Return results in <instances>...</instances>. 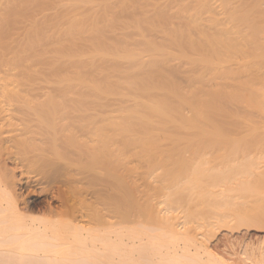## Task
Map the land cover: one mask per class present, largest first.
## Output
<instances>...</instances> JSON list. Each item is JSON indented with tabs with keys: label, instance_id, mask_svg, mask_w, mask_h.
<instances>
[{
	"label": "rangeland",
	"instance_id": "rangeland-1",
	"mask_svg": "<svg viewBox=\"0 0 264 264\" xmlns=\"http://www.w3.org/2000/svg\"><path fill=\"white\" fill-rule=\"evenodd\" d=\"M107 1H108V4H107ZM225 1L227 2V6L229 8L233 9V8L236 7L237 10L239 9V11H241V12H245L248 8H250V10H248V11H251V12H248V13L250 14V16L254 15V16L250 17V20H252L254 22L256 20V22L253 23L252 21H250L249 23H252V25L253 24H257V25L260 24L259 25L260 27L257 26V25H254L256 30L258 29V27H259V29L260 28L261 29L264 28V26H263L264 25V23H263V21H264V18H263L264 12L263 13L261 12V9L264 11V0L263 1L262 0H243V2H242V0H225ZM231 1H232V3H229ZM18 2H20L19 3L20 5L17 4ZM95 2H97V3H95ZM238 2H239V4H238ZM258 2H259L260 5L258 4ZM241 3H242V5L244 4L246 7L244 5L243 6L240 5ZM223 4H224L223 0H215V1L214 0H210V1L209 0H127V2H124V0H98V1L97 0H95V1L94 0H76V1L75 0H70V2H69V0H9V6L7 4L8 9L10 10L13 7L14 9L13 8L12 9L15 10V11L14 12L12 11L10 13V11L12 9L10 11L7 10L10 15L7 12V14H8L7 15V29H6L7 33L6 32L5 33L7 34L6 41L7 42L8 41H12V42H9L7 44L9 46L11 44L12 45L10 47H8L7 49H4V50H6V52H7V60L9 61L8 57L12 58L14 56L13 53L14 54L17 53V49L15 50L13 45L20 44V43H23L24 41H26V43L24 42L25 45H23L25 47V50L23 52L24 54L22 53L23 56H24L23 58H25V59L22 58V62H21L22 68L26 65L24 67L26 70H24V68L22 69V73L24 71L25 73H23V74L26 77H24L25 78L24 79L22 77L23 76L22 75L21 76L22 78L20 80L18 79L19 80V86L18 87H19V89H20V91H21V93L23 95H30V94L31 95H33V94L34 95L35 94L43 95V94H49L50 92H51L50 94H55L54 92L57 91L58 89L60 91H62V92H59V94L60 93L64 94L65 91L66 92H68V91L67 90H63L62 88L67 89L69 87L67 85V81L69 83L71 80H73V82H70L69 85L72 84V87H71L72 89L71 90L72 91L75 90V91H74V94H73L71 92V90H70V92H69L70 94L79 95V93H80V95H86L87 94L86 96H88V94L92 92L91 94L92 95L94 94V95L92 96L90 94L88 96L89 98H94V97L97 98L98 97L101 100V103L103 102V103L107 104L109 102V106L113 102V104L110 106L112 108L107 107V109L108 110H110V109L112 110L113 109V111L115 110L114 112H117L116 114L118 116L124 115L126 111H127L126 113L129 112L128 114L133 116V120L135 121L136 126L133 127L132 122H131V116L129 115L130 117H128V115L126 114L125 117H127V118L125 119V121L122 120L123 121L122 123L125 122L124 125H126V127H124V129L121 132V134L125 135V136H133V135L137 134L136 135V137L138 136V141L137 142H139L137 144L141 143V145L138 146L136 144L134 146V147L137 146L136 148H133V149L132 148H126V149H123L122 151H118V153H117V151L113 152L114 150H112V147L106 148L107 149L106 150L104 147L100 148V146L97 145L96 149L103 152V155L101 156L102 158H100V161H99V158H98V160H97L98 162L97 161H94V162L91 161V162H88V164L86 163L87 164L86 166L85 165L83 166L84 169L87 168V170H93L94 172H96L98 170L97 168H99V170H100V167H101L102 171H98V172H102L103 173V172L106 171L108 174L110 173L111 176L108 175L107 173H105L106 184L109 182L107 185H109L110 187H112V185H113V187H114L113 189L117 190L115 192L119 193V197H118V201L116 202V205L114 204V201H111V204L109 202L108 204H110V205H108L106 203L107 206H106V204L104 206V205H102L103 203H101V202L98 204L97 203L98 201L94 202L93 199L89 200L88 203H89L90 209H91V210H89V212H91L93 210V212L91 213V216L92 217L94 216V219L92 218V220H91V222L92 221H94V222L90 223L91 225H89V226H91V229H93V228L95 229L96 228V230L98 229L97 232L102 231L104 229L103 232H104L105 236L108 235L109 239H110V236H111V239L113 238V240L115 239V237H114L115 234L112 233L114 235L113 236H112V234L110 235L111 231H113V230L116 233V232H118L120 230H124V229L127 230V231H130L132 229L131 231L135 230V232L139 231L141 229L145 231V229H146L145 232L143 231L144 232L143 235L141 233L142 232V230H141V231H139V233H138L139 235L137 236V238L140 239V240L143 238V240L141 241L143 243L146 242V239L152 233V232H150L152 227H153L152 231H153L154 235L158 236V233L161 234L160 236H158L159 238H163L161 236L166 235L167 232H169V231L173 232L175 230L178 233L180 232L179 234H183V232L185 231L184 233L187 232L188 233V237L191 238V240L194 239L193 242L195 243V244H193L194 247L192 246L190 248L191 252L190 251L189 252L191 254L192 253L193 254L197 253L198 256L201 257L202 260L205 261V262L206 261H210L212 259V261L213 260L215 261V262L213 261L215 264H229L230 261L228 262L227 260H229V259L226 258V257H229V258L231 257V255H230L232 253L231 251H236V249H238L239 247H241V249H242L246 245H253L254 248L249 249V253H248V249H247V251L245 249V254H244V251L242 252L243 254L242 253L240 255H238L239 253L236 254L235 257H238V258L235 259V257H234V260H236V261H234L233 263L234 264H239V263L242 262V264H244V262H245V264H250L252 262L251 264H253V259H254L255 264H261V263L263 264L264 263L263 262L264 259L263 260H261V259L264 257V255L262 253L263 252L262 250L264 249V228L263 229L260 228L261 230H263V232L261 230H259L261 234L257 233V236H255V235H252L251 233H249L248 231H246L243 228H240L239 230L236 229L237 231H235V229H234V232L231 230V233H230L229 229H228L229 231H227V229L222 228V230H221V228H219L220 231H218V228L215 229L214 226L212 227V225L217 224V222L219 223V221H220V223L221 222H225L224 220H227L229 224L234 223V221H235L236 217L238 216V214L239 215L241 214V212L240 213L237 212L238 210H241V208L243 209L242 213H243V215L245 214V216L246 215L248 216V214H250L248 212V211H250L249 210L250 207H253L254 210H258L259 209V212L261 210L260 213H262V212L264 213V210L262 208H260V206H263L262 202L260 200L261 199L260 197L263 196V193L261 194V192H264V190H262V188L264 189V183H262L263 181H259V180H262L263 175H264V163H263L264 162V160H263L264 159V153H263L264 152L263 151L264 150V145H262V144H264V135H261V134H264V132L262 133V130L264 131V127H263L264 126V123H263L264 122V118H263L264 117V113H261L259 110H257V107H256V105H258L257 103H259V102L262 103L261 106L264 105L263 97L260 96L261 98L260 99L258 98V96L260 95V92L264 89L263 88L264 86H261L263 84V82H264V77H260V78L256 79V77L254 75H250L249 74L250 72H248V71H250V70L251 71H255V69H257L258 66L253 68V69H251L252 67H250L249 70H248L247 67H249V66H247V65L245 66V64H243V63H246V61H247V57L244 56L245 53H243L242 51L245 49V46H247V42H249V36L247 37L248 32H244V35L246 37H245L244 41H242L243 43L241 41L239 42V39L237 37L241 36V34H240L241 33V31H240L241 29H242V32L243 31H249V29L247 27L246 28L244 27V25L245 26L247 25V24H245V21L243 20L244 18H241L242 20L240 19V17H243L244 14H248V13H246L247 11L245 13H241V12H237L236 11L238 14H236V12H235L234 19H236L237 15H238L239 20L238 19L237 20H232L231 16L228 14L229 11L231 12V9L228 12H226L227 10L225 9V6ZM233 4H235V6ZM261 4H262V6H261ZM123 5L126 6V7H124ZM256 5H258V6L256 7ZM10 6H11V8H9ZM87 6H89V7H87ZM15 7H16V9H15ZM242 7H244V8H242ZM87 8H90V9H87ZM91 8L92 9L94 8L95 10L94 9L92 10ZM81 9H82V12H81ZM104 9L105 10L107 9L108 13ZM221 12H222V14H221ZM183 13H185V15L187 13L186 17H185V15H183ZM258 13L259 14H263V15L259 16ZM239 14H241V16H239ZM74 15L77 18L74 17ZM73 18H76V19H73ZM229 18H230V20H229ZM225 20L227 21L226 23H225ZM257 20H258V22H257ZM261 21H262V23H261ZM67 23H69V24H67ZM103 23L104 24L106 23V26ZM109 23L112 24V25H110ZM214 23H215V25H214ZM240 23L242 25H238ZM70 24H71V26H70ZM107 24H109V25H107ZM188 24H191V26L188 25ZM226 24H229V25H226ZM68 26H70V27H68ZM103 26H104V28H103ZM108 26H109V28H108ZM187 26H189V27H187ZM214 26L217 27L218 29H216ZM230 26H231V28H230ZM55 27H57V28H55ZM63 27H65L64 28L65 31L62 29ZM85 27L88 28V31H87V29ZM219 27H220V29H219ZM233 27H235V28H233ZM67 28L68 29L70 28L71 31H70V29L68 30ZM237 28H239V29H237ZM53 29L54 30L57 29V30H55L56 32H54ZM58 29H62V30H58ZM194 29H196V30H194ZM224 29L225 30H229V31L225 32ZM51 30H52V32H51ZM232 30H234L237 33H232ZM197 31H199V32H197ZM238 31H240V33H238ZM96 32L98 33L99 36L97 35ZM216 32H217V36H216ZM80 33H81V35H80ZM93 33H96V35L93 34ZM225 33L226 34L228 33L230 36H228V34L226 36H224ZM52 34H53V37H52ZM189 34H190V36H189ZM199 34H200V36H199ZM58 35H59L60 39L58 38ZM207 35L208 36L210 35V36L208 37ZM235 35H236V37H235ZM259 35L260 34L258 33V35H257L258 38H259ZM56 36H57V38H56ZM76 36H78V37H76ZM175 36H176V38H174ZM186 36L187 37L189 36L188 37L189 39ZM233 36H234L233 40H235L236 42L232 41V39L230 38V37H233ZM43 37H44V39H43ZM91 37L92 38L95 37V39H92ZM183 37H185V38H183ZM211 37H213V38H211ZM215 37H216V39H215ZM225 37L227 39L229 38L230 40L229 39L228 40L227 39L224 40ZM47 38L51 39L53 41H51V40L49 41V40H47ZM88 38L89 39L91 38L93 41H95L97 43H95L93 41H90L91 39L89 40ZM55 39H58V40H55ZM86 39H88V40H86ZM96 39H97V41H96ZM98 39H99L100 43H98ZM178 39H179V41H178ZM201 39H205V40L203 41ZM218 39H220L221 41L220 40L218 41ZM236 39H238V40H236ZM62 40H63L62 45L65 42L64 45H65L66 48L63 47L64 45L63 46L60 45L61 44L60 41H62ZM206 40H208V41H206ZM32 41L35 42L34 43L35 47L33 45L34 48L30 47L31 46L30 42H32ZM66 41H68V42L72 41L71 42L72 44L71 43L69 44ZM195 41H196V43H195ZM227 41H229V42H227ZM127 42L129 44H127ZM142 42L145 43V44H143ZM149 42L150 43L152 42V44H154V47H152L153 45L150 44ZM155 42H157V43H155ZM204 42L206 44H204ZM218 42H221V43H218ZM232 42L238 44L235 47V48H237L236 50L239 51V52H237V54H234V57L236 55H238V56H236V58H234L233 54H231V53H233V51H232L233 49H229V46H228L229 43H230V45H232L231 44ZM66 43H67V45H66ZM138 43H140V44H138ZM184 43L187 44V46ZM239 43H240V45H239ZM36 44H38V45L36 46ZM44 44H45V46H44ZM93 44H94V46H91ZM100 44H101V46H100ZM125 44L127 46H125ZM149 44H150L151 47H148ZM160 44H162V45L159 46ZM175 44H177V45H175ZM195 44H196V46H195ZM197 44L198 45L200 44L199 47H198ZM102 45H103V47H102ZM201 45L202 46L205 45V46H203V49H202V47H200ZM216 45H217L218 48L216 47ZM220 45H221V47L224 46L225 50H224V48H221ZM61 46L64 49H62ZM74 46H76V47H74ZM89 46H91L92 48L89 47ZM96 46L98 47V50H95V49H97ZM195 47H196V49H195ZM209 47H210V49L208 50ZM26 48L29 50V52H28V50L26 51ZM60 48H61V50H60ZM67 48H69V49H67ZM102 48H104L105 50L107 49V50L103 51ZM145 48H147V49H145ZM150 48H152V49H150ZM153 48L154 49L157 48V49L153 50ZM197 48L200 49V50H197ZM72 49H73V51H72ZM226 49L229 50V51L227 52ZM239 49H242L241 52H240ZM37 50L40 51V52H37ZM64 50H65V52H64ZM205 50H207V51H205ZM61 51H62V53H61ZM79 51H80V53H79ZM102 51H103V53L104 52L106 53V54L104 53L105 56L102 55L103 54ZM10 52L11 53L13 52L12 56H10L11 55ZM198 52H199V54H198ZM211 52L214 53V56H213V53H211ZM31 53H32V55H31ZM34 53L36 55H34ZM71 53L73 55H71ZM207 53L209 55L211 54V56L209 57V55ZM224 53H225V55H224ZM227 53H228V56H227ZM22 54H21V56H22ZM25 54H26V56H25ZM82 54H83V57H82ZM96 54H99V55L97 56ZM116 54H118V56ZM125 54L128 55V56L130 54V56L129 57L128 56H124ZM154 54H155V56H154ZM205 54H207V55H205ZM216 54L218 56H216ZM121 56H122V58H121ZM201 56L202 57H206V58H202ZM231 56H232V58H231ZM227 57H228V60L230 58L231 62H230V60L229 61L227 60ZM89 58H91V59H89ZM251 58H249V60H252ZM81 59H82V61H80ZM204 59L206 61H203ZM217 59H219V60H217ZM220 59H221V61H220ZM224 59H226L227 61L224 60ZM236 59L238 60V62L234 63V61ZM40 60H41V62H38ZM83 60L84 61L86 60V61L84 62ZM154 60H155V63L152 66ZM27 61H29V63H27ZM143 61H144V63H143ZM150 61L152 62V64H151ZM78 62L80 64H78ZM82 62H84V63H82ZM70 63H72V64H70ZM86 63H87V65H85ZM200 63H202V64H200ZM74 65H75V67H80L82 69V71H81L80 68H77V69L75 68L76 70L79 69L81 71V74H80V72H78L81 75V80L78 79L79 82H78L77 79H75L77 77V75H78V73L75 72L76 70H74V72L77 73V75L76 76L74 75L75 77L73 79L68 77L69 75L72 74ZM241 65L242 66L244 65V66L242 67ZM259 66L263 67V65H259ZM57 67H59V68H57ZM84 68H86V69H84ZM93 68H94V70H93ZM246 69H247V71H246ZM258 69H260V67ZM64 70H66L67 72L70 71L71 73L70 74H69V72L66 73V71H64ZM84 70L86 71V73H85ZM194 70H195V72L192 73V71H194ZM209 70H210V72H209ZM87 71H89V73L90 72H92V73L89 74V73H87ZM39 72H41V74L43 73L42 74L43 76H41V74ZM96 72L97 73L99 72L98 74L99 75L102 74V75L98 76V74ZM58 73H59V75H58ZM62 73H64V74H62ZM75 73H73V74H75ZM115 73H118V74H115ZM139 73H141L142 75L139 74ZM145 73H147V74H145ZM159 73H161V74H159ZM240 73H243V74H240ZM56 74H57V76H56ZM67 74H69V75L67 76ZM136 74H137V76H136ZM153 74L155 75V77L153 76ZM28 75H29V77H28ZM80 75H78V77H80ZM93 75H94V77H93ZM150 75H151V77H149ZM159 75H161V76H159ZM82 76L84 77V79H83ZM96 76H97V78H96ZM110 76H111V78H110ZM71 77H73V75H71ZM1 78H3V79L5 78L3 69H0V85H2L4 83V81L1 80ZM65 78L66 79L69 78L71 80L65 81L66 80ZM87 78H88V80H87ZM107 78H108V81H106ZM153 78H156L157 80L156 79L154 80ZM133 79H135V80H133ZM83 80L85 82H83ZM96 80L97 81L99 80V81L97 82ZM136 81H139V82H136ZM115 82H117V83H115ZM148 82H150V83L148 84ZM151 82H153V83L151 84ZM142 83H144L143 86L141 85ZM251 83L253 84L252 86H251ZM256 83H257V86H256ZM97 84H98V86H97ZM117 84H118V86H117ZM131 84H133L132 85L133 87L130 86ZM91 85H92V87H91ZM140 85H141V88H140ZM145 85H147V86H145ZM244 85H245V87H243ZM43 86H44V88H43ZM73 86H74V88H73ZM115 86H117V87H115ZM151 86H152V88H151ZM104 87H105V90L103 89ZM124 87H125V89H124ZM145 87L150 92H147ZM149 87H150V89H149ZM160 87H161V89H158ZM246 87H247V89H246ZM8 88H11V87L7 83V89ZM51 88H53L54 90L51 89ZM94 88H97V89L94 90ZM100 88L102 90H104L103 94H101L102 92L99 93L100 91H102ZM248 88L258 89V91H254V93H253ZM30 89H32V90H30ZM107 89H109L110 91L112 90V91L108 92ZM114 89H116V90H114ZM153 89H154V91H153ZM157 89H158V91H157ZM87 90H89V91H87ZM151 90H152V92H151ZM243 90H244V92H243ZM58 91L56 93H58ZM139 91H141V93ZM218 91H221V92H218ZM245 91H246V93H245ZM85 92H87V93L85 94ZM154 92H155V94H154ZM231 92H233V94ZM247 92H248V94H247ZM255 92L257 94H259V95L258 96L255 95L256 94ZM148 93H150L151 96ZM159 93H161V94H159ZM224 93L227 95V97H226V95ZM142 94H144V95H142ZM241 94H242V96L245 95L244 96V100H240V99H242ZM160 95H162V98H161ZM220 95L223 98V99L221 98L222 101L220 100V97H221ZM235 95H236V97H234ZM253 96H255V97H253ZM145 97H147V98H145ZM167 97H168V99H167ZM214 97H216L218 99V101ZM158 98H160V99L157 100ZM164 98L166 99L167 104H166V101H165ZM233 98L234 99L236 98V99L233 100ZM254 98H256V99H254ZM108 99H110V100H108ZM162 99H164V100H162ZM230 99H232V100H230ZM106 100H107V102H106ZM138 100L140 102L143 101V102H147V103L152 101V102H156L158 104H160V102H163V103H165V106L167 108H169V109L171 108V109L175 110V108H176V111H179V112L182 111L181 112L182 115L179 112H177L178 113V117L180 116L179 118L176 116L178 118V120H176V118L173 117V115H175V114H172V112H171V114H168V113L166 114V116L167 117L169 116V118L162 117L161 115H160V117L157 116V115L154 116L153 114L152 115L151 114L148 115L147 113H148L149 110H146V108H144V109H142L143 110L142 111L141 108H139V107L137 108L136 107V104L139 103ZM155 100H157L158 102L155 101ZM249 100H250V102H249ZM252 100H255L253 104H251ZM258 100H261L263 102L258 101ZM174 101H175V103H174ZM176 101H178V102H176ZM209 101H211V102H209ZM215 101H217V102H215ZM238 101L240 102V104H238L239 103ZM245 102H247L248 104L250 103L251 105H255V106L252 107V106L248 105L247 103L245 104ZM115 103L117 105H115ZM168 103H169V105H168ZM180 103H181V105H180ZM192 103L194 104L195 107H197V109L193 106ZM223 103H225V105ZM133 104L135 105L134 107H133ZM183 104H187V105H183ZM249 106H250L251 109L249 108ZM179 107L183 108V109H180ZM189 107H192V108L190 109ZM198 107H200V110L203 109L204 112L201 113L203 110L200 111ZM217 108L219 109V111H218ZM220 108H221V110H220ZM224 108H225L226 111L224 110ZM253 108H255V109L253 110ZM116 109H117V111H116ZM195 109H196V112H195ZM222 109L224 110L223 112H222ZM111 110L109 111V114H106L105 113L106 111L103 112V116L105 114L108 115V116L110 114H113L115 116V113L114 112L112 113ZM138 110H139V112H138ZM121 111H123L122 112L123 114L121 113ZM140 111H141V113H140ZM176 111H174V112H176ZM205 111H207L208 113H206ZM92 112H91V116H93V114L95 115L96 112L98 113V111H95V113H92ZM118 112H119V114H118ZM144 112H146V113H144ZM227 112H229V113H227ZM230 112H232V113H230ZM196 113L197 114L199 113L200 120H199V118L196 119V117H194V114L196 115ZM146 114L148 116V119L150 117L152 118L154 116L152 118L153 121L150 118L152 123L148 124L149 127L147 128V130L149 129L148 130L149 132L143 129V127L141 126V125H143L142 123L140 124V122H139L138 123L139 125H137V122L139 120L136 121V119H135V117L137 118V116L139 117V115H140V118H142L141 116H143V115L146 116ZM224 114H225V116H224ZM233 114L235 115V117L236 116L237 117L235 118L233 116ZM89 115H90V113H89ZM183 115H184V117H182ZM203 115H204V117H203ZM215 115H217V116H215ZM252 115H254V116H252ZM256 115L259 116V120L257 118H255ZM260 115H263V117L260 116ZM201 116H202V118H204V120H202ZM213 116L215 117V120H214ZM223 116H224V118H223ZM104 117H106V116H104ZM226 117H227V119H226ZM231 117L232 118L234 117L233 120L235 121V123L229 121V119ZM145 118L141 119V120H143V123L145 121ZM208 118H211V120H214V121H211V120L209 121ZM218 118L221 119V120L223 118V120L225 121L224 123H229V125H231V123H234V124L229 126L228 124L221 123V120L219 121L220 122L219 123L218 122V120H219ZM237 118L240 120V124L243 123L242 126L245 124L243 127L239 126L240 124H238ZM154 119H155V121H154ZM157 119H158V121H157ZM189 119H190V121H189ZM150 120H147V122L148 121L150 122ZM201 120L204 121V122L205 121L209 122L208 124L207 123L205 124V125H207L206 126L207 128L205 127L204 124H202L200 122ZM160 121H162L164 123H162ZM194 121L195 122L197 121V122L194 123ZM182 122H185V125H187L186 123L190 122L189 124H191V125H188V126L184 125L185 128L187 127V129L183 130L184 126L182 127V125H181ZM250 122H252V123H250ZM260 122H262V123L260 124ZM160 123H162V124L160 125ZM255 123H256V125H255ZM247 124L249 126L247 128H245ZM252 124H253L254 127L252 126ZM144 125L146 127L148 126L147 123L146 124L144 123ZM155 125L157 126V129H156ZM211 125L214 126V127H212V130L210 128ZM171 126H173V127L171 128ZM218 126H219V128H221L222 126H224V127L226 126L227 127L225 131L224 130L220 131L222 133V139L223 140L221 142H219V143L216 142L218 145L217 144L215 145V141H214V143H212V145H210L211 142H207V143L204 142L205 144H202L203 141L199 140L201 138L198 137V133H197L198 127L199 128L201 127V128H203L205 130L204 134L205 133L210 134V131L212 133L213 130H214L213 128L216 129V128H218ZM232 126H233V128H232ZM150 127L152 128L151 131H150ZM192 127H193V129H192ZM262 127H263V129H262ZM132 128H135V130L132 129ZM189 128H190V130H189ZM242 128L244 129L243 133H242V130H243ZM256 128H258V129H256ZM125 129H126V133H124ZM161 129H163V130L161 131ZM245 129H247V130H245ZM157 130H159V131H157ZM164 130H166V131L164 132ZM191 130L194 132V134H191L192 133ZM238 130H239V133H238ZM135 131H138V132H135ZM141 131H142V134H141ZM180 131H183V133L180 132ZM143 132L144 133L146 132V134H144ZM248 132H249V134H248ZM252 132H254V134L257 133L256 135L259 136V137L261 136L260 138L259 137L258 138L260 140L263 139V141L259 140L260 144H258L257 143L258 138H257L255 145L252 146V144H251L254 141H251V143L247 144V146H250V147L252 146L251 148L247 147V146L242 147V148L240 147L241 148L240 150L242 152L241 153L239 152V154H238V151H240L238 149L234 153L233 152V150H234L233 145L234 144L231 145V144H229L230 142H228V141H230V140L234 141L235 140V142L236 141L239 142L240 141V137H241V141H243L244 139L248 140V137H246L244 135H247V136L250 137L253 134ZM258 132H260V134H258ZM109 133H110V131H109ZM228 133L230 135H228ZM237 133L239 134V136H238ZM240 133H242L243 135L240 134ZM139 134H141V136L146 138V139H147V136H149L147 134H152L150 137H152L153 139L150 138L152 140H149V142L144 141L143 142L144 145H143V143L140 142V139H139L140 135ZM145 135H147V136H145ZM230 137H232V138H230ZM169 138H171L172 141H169ZM194 139H196V140H194ZM179 140H180V142H178ZM182 140H184V144H183ZM200 141L202 143H200ZM188 142H190V143H188ZM192 142H194V144ZM238 142H236V143H238ZM247 142H249V140ZM168 143H171V144L169 145ZM36 144H38V143L36 142ZM220 144L222 145L221 147H220ZM92 145L90 144V146L93 149V147L96 146V145H94V143ZM171 145L173 146V148H172ZM202 145H203V147H202ZM206 145H207V147H206ZM223 145H224V148H223ZM254 146H256V147H254ZM257 146H260V148L257 147ZM152 147H153V149H151ZM253 147H254L255 150H252ZM258 148H259V151H258ZM205 149H206V151H205ZM242 149H244V150H242ZM246 151L247 152H249V151L251 152V153L250 152L248 153L249 156L247 155ZM260 151H262V152H260ZM167 152L170 153V155ZM39 153H40V155L37 154L38 156L35 158V161L37 163H38L39 156H41V152H39ZM158 153H159V155L156 156V154H158ZM165 154H167V155H165ZM62 155H64V154L62 153ZM62 155L60 154L58 156H60L63 161H65L64 158L67 161L69 160V159H67L69 156L66 157L67 155L66 156L65 155L62 156ZM136 155H137V157H136ZM239 155H241L243 158L242 157L239 158ZM48 156L51 157V158L48 157L49 160L53 159V158L57 159L56 155H49L48 154ZM29 157H32V154L31 155L29 154ZM155 157H156V159H155ZM159 157H160V159H159ZM250 159L252 161L254 159L255 160V161H253L254 164L258 165V167L256 166L257 168L254 171V173H255L254 177H253V175L252 176L250 175L249 178H247L248 179V184L250 185L251 189L253 188L252 190L254 192H256V193L253 194L254 196H249V197H248V195L244 196L245 198H247V199H245L244 197H241V196L237 195L233 191L230 192L229 195H231V196L233 195L232 196L233 199L231 198V202L232 203L230 202V199H229L231 196L228 198L229 201L228 200L227 201L230 202V204H232V205H235V204L240 203L242 201L241 204H239V205L240 206L242 205L243 207L242 206L241 207H231V209L233 208L232 210L231 209L230 210L229 209L228 210H224V208L226 209V207H228V205H226V204H228V202L227 203L225 202L226 204L223 202V204H222L221 203L222 201L219 200L220 202L218 203V200H217L216 203H215V200H216L215 198H218V199L221 198L220 196L224 195L225 190L229 189L230 187L234 188L235 187L234 183H238L237 181H238L239 178H240V180H243V177H240L241 175L238 173L239 176L237 175V178H236L237 181H236V179L232 180L231 182H230V180L222 181L223 179L220 180L221 182L219 180H216V181H219L218 183L217 182L213 183L212 182L213 179L210 180V178H207V177H209V175H211V173H212V175L219 174V176H221V175L224 176L225 173L228 174L229 170L235 171L234 169H232V167L233 168L236 167L235 169H237V171H238L239 170L238 168L240 166L243 168V166L246 165L245 167H247V164L250 162ZM162 160L165 161L166 163L163 162ZM35 161L33 163L32 162L31 163L26 162L27 166L24 165L25 162L23 163V165H17V166L15 165L16 163H13V162H8L7 163L8 168L9 167H10L9 169L12 168L13 171L15 169H19L20 168L19 170H15L13 175H14V178H16V179L19 178V180H17V183L19 181V183H18L19 185L17 186L18 192H22V196L25 197V202L28 201L27 203L29 205V207H28L29 209H28V211H27V213L25 215L27 216V218L31 217V219H36L38 217L37 218L38 220L40 218L42 219L43 216L44 217H49L51 219L50 221H52V219H53V221H56L60 217H62L64 219H68V218H65V217H68V216H66V215L64 216V214H58V212H57V211H60V208H59L61 206L60 202L57 201L56 199H54L51 196L52 195L51 193H46V190H48V188H49L48 185H50V183H48L49 181L46 180V179H48L47 178L48 176H45L46 174L42 172V171L45 170V168L42 167L41 163L39 162L37 164V167H36V165H35L36 162ZM157 162H159V163L157 164ZM245 162H246V164H245ZM89 163H91V164H89ZM258 163H260V164H258ZM167 164H169V165H167ZM38 165H41V168ZM96 165H97V167H96ZM197 166H199V167H197ZM14 167H16V168L14 169ZM95 167H96V169H94ZM35 168L38 169V170L36 171ZM42 168H43V170H41ZM242 168L240 169L241 172H242ZM197 169L198 170H202L203 169L204 170V174L203 175H205V176L203 177V175H202L201 176L202 178L201 177H198V178L196 177L197 179L194 178V175H196L195 174V170H197ZM205 169H207V170H205ZM227 169H228V171L226 172ZM170 171H172V172H170ZM41 173L44 175L43 176L44 178H42ZM22 174H24V175H22ZM192 174H194V175H192ZM233 174H236V173H233ZM23 176H24L25 179L23 178ZM28 176H30V180H31L30 182H29V179L27 180ZM35 177H36V181H35V184H34ZM42 179L43 180L45 179V180L42 181ZM39 181L40 182L42 181V184H40ZM45 181H48V182H45ZM195 181H197V182H195ZM213 181H215V180H213ZM228 181H229V183H228ZM20 182L23 183V184L21 185ZM36 182L38 184H40L39 187H38V184ZM192 182H195V184L199 186V187L197 186L198 190L196 189L194 191H201L202 192V191H205V189H206L208 191L210 190L213 194H215V196L212 194L213 196L211 195L209 197L204 198V199H206V201L202 200V201H204V204L208 203L210 201H211L210 203H212V204H217V203H218V205L221 204L220 207L215 205L216 208H214V207H211L212 204L209 203L210 205L209 204L208 205L211 207V209H215V211H217L216 210L217 208L219 209L222 206L224 207V204H225V207L222 210L219 209L217 211L218 213L220 212L219 215L216 214L215 211L214 212H212V211L210 212L209 210H207L209 212L206 211L207 213H204L205 212V207L207 206V204L204 207V206H202V201H199V202H201V206H199V204H198L199 202L197 201L196 196L195 195L193 196L194 199L192 198V195L190 196V194H189L190 191L187 188L194 184ZM46 183H48L47 184L48 188H47V186L46 187L44 186V185H46ZM88 184H90V183H87V186H85L83 184L81 186V184H80L79 187L80 188L85 187L84 188L85 190H90L91 189V191L94 188L97 187V186H95L93 184V187L95 186L93 188L91 185H88ZM216 185H218V186H216ZM252 185H253V187H252ZM26 186H28V187H26ZM88 186L89 187L91 186V188L86 189ZM259 186H261V187H259ZM40 187H41V189H40ZM26 188L28 190L30 189L31 191H33L32 194H30L31 193L30 190H29L30 192L27 191V192H29V193H27L26 192V190H27ZM22 189L24 190V192L22 191ZM183 189H186V190H183ZM180 190H182L181 194H183L184 196L183 195H179L180 194ZM259 190H261V191H259ZM34 191H37V192H34ZM41 191H42V194H41ZM220 191L223 192V193H221ZM174 193H176V195H179V198L176 197L177 199H181V201L179 200V201H177V203L175 202L176 205H175V203H173L174 200L176 199L174 197V196H176ZM23 194H25V195H23ZM185 194H186V196H185ZM256 194H258L257 197L255 196ZM182 196H183V198H182ZM135 197H136L137 200L133 199ZM167 197H168V199H167ZM51 198H52V200H51ZM209 198H210V200H209ZM237 198H238V202H237ZM169 199H170V201H169ZM191 199L193 201H191ZM211 199L214 200L213 201L214 203L212 202ZM223 199H224L223 201L226 200L225 198H223ZM244 200H246L247 203L244 202ZM135 201H138V202L135 204L134 203ZM189 201L191 203H189ZM233 201L237 202V203H234ZM169 202H170V204H169ZM171 202H172V204H171ZM182 202L185 204L186 208L184 207V204L181 205V207H180V204H182ZM257 202H259V204ZM166 203H168V204H166ZM188 203H189V206L187 205ZM249 203L252 204V206L249 205ZM256 203H257V205H256ZM113 204L116 206V208H115V206ZM232 205H229V207L232 206ZM21 206L22 205H19L20 208H21ZM31 206H32V208H30ZM171 206H173V208ZM258 206H259V208H256ZM109 207H110V209H109ZM147 207H148V209H147ZM177 207H179V208H177ZM210 207H208V209ZM246 207H248V209L244 211V209H246ZM103 208L106 209V210H104ZM149 208L150 209L154 208L155 214H158L159 217L162 216L164 218V221L166 222V224L167 225L169 224V226H167L165 224V222H163V220L158 221V220L154 219L153 218L154 215L151 214L153 212L148 211V210H150ZM187 208H189V209H187ZM190 208H193V209L190 210ZM101 209H103V210H101ZM175 209H177V210H175ZM119 210H121V211L119 212ZM185 210H186V212H185ZM188 210H189V212H188ZM49 211L52 212L53 214L55 213V215L53 217H51L53 215L51 213L50 216H47ZM226 211L227 212L229 211L228 212L229 214ZM235 211H236V213H235ZM246 211H247L248 214L246 213ZM191 212H192L193 218L188 217L189 216L188 214H191ZM221 212H222V214H221ZM224 212H226L227 214L226 213L223 214ZM250 212H253V211L251 210ZM28 213H29V215H28ZM101 213H103V214H101ZM113 213H114L115 217L110 218V217H112L111 215H113ZM138 213H140V214H138ZM148 213H149V215H151V217L148 215ZM194 213H195V217L198 216L197 218L194 217ZM208 213H209V215H207ZM260 213L257 214V217H255V218L262 219V218H259L260 216L262 217V215H263V214L261 215ZM56 214L59 215V218L56 216ZM104 214H105L104 217H106L105 219L108 221V224L106 223L107 221L105 219H103L104 218L103 217ZM196 214H197V216H196ZM60 215H63V216H60ZM95 215L96 216L98 215V217H95ZM101 215H102V218H100ZM106 215H108V216H106ZM128 215H131V217H128ZM140 215H142V216H140ZM199 215H200V217H199ZM227 215L230 216V217H228ZM232 215L234 216V218H233ZM124 216H126V218ZM185 216L189 219L188 220V221H190L189 224H191V225L188 224V226H191V228L194 226L192 229H189V230L186 229L187 218ZM254 216H256V215H254ZM220 217H222V218H220ZM223 217H225V218H223ZM62 218H60V220H58V221H61V222L63 221L64 222V219H62ZM95 218L101 219L100 222L103 219L102 222H104L106 225L101 222V226H102V224H104L105 225V226L103 225L104 228H102L101 226H100V228H102L101 230L98 228L99 226H98L97 222H99V219L97 221ZM117 218H118V220H117ZM166 219H167L168 223H167ZM246 219H248V217H246ZM69 220H70V217H69ZM126 220H127V224L128 225L126 224ZM136 220H137V222H136ZM154 220H156V221L154 222ZM115 221H116V223H115ZM130 221H132V223H130ZM65 222H68V221L65 220ZM111 222H112V224H110ZM119 222H120V224H119ZM204 222H205V224H203ZM207 223H209V224H207ZM210 223H211V225H210ZM156 224H157V226L160 227V225H161L162 227H160V229H159V227H157ZM163 224H165V225H163ZM198 225H199V227H198ZM107 226H108V228H107ZM164 226L166 228H164ZM170 226H171L172 230L170 229ZM206 226H207V228H206ZM136 227H138V228H136ZM148 227H150V229H148ZM154 228H156V229L154 230ZM173 228H174V230H173ZM105 229H106V232L109 233V231H110V233L109 234L105 233ZM161 229L166 234H163ZM115 230H117V231H115ZM209 230H215V232L213 231L215 233V235H216L214 238L210 237V236H208V238H207V235H209ZM154 231H157V232H155L156 234L154 233ZM165 231H167V232H165ZM103 232H102V234H103ZM146 232H147V234H146ZM169 233H168V235H169ZM216 233H218V234H216ZM153 234H151V235H153ZM192 235H193V237H192ZM139 236H141L142 238H139ZM209 237H210V239H209ZM212 238H213V240H212ZM116 240H117V237H116L115 241ZM177 240H180V241L175 242L176 246L174 248H175V250H177L178 253H181L184 250L183 243H182V240L180 238L177 239ZM138 242H139V240L136 243H138ZM231 242L232 243L234 242V243L232 244ZM243 242L244 243L248 242L249 244L247 243V244L244 245ZM251 242H253V244ZM161 243L165 244V245L171 244V240H165V242H161ZM229 243H230L231 246L234 247V249H232L233 247H231L229 245ZM260 246L261 247L263 246V247L261 248ZM257 247H259L260 250L258 249L259 251H256V252L254 251L253 252V250L257 249ZM195 250H196V252H195ZM165 251L166 250L163 249V252H165ZM239 251H240V248H239ZM250 251H252V252L250 253ZM221 253L223 254V257H222ZM226 253H228V255ZM252 253H254V257L252 256ZM258 254H261V255H258ZM243 255L246 256V257H244ZM259 256L261 257L260 259H259ZM240 257H242V258H240ZM248 257H252V258L250 259ZM5 258L0 259V264H3V262L6 261V260H4ZM244 258H247V259H244ZM6 259H8V258H6ZM14 260H15L16 264H24V263H19L22 260H19V262L17 261L18 259H14ZM25 261L27 263H29L28 262L29 260H27V258H25V260L23 262H25ZM7 262L8 261H6L5 263H7ZM10 262H11V260H10ZM27 263H25V264H27ZM233 263H231V264H233Z\"/></svg>",
	"mask_w": 264,
	"mask_h": 264
},
{
	"label": "bare ground",
	"instance_id": "bare-ground-1",
	"mask_svg": "<svg viewBox=\"0 0 264 264\" xmlns=\"http://www.w3.org/2000/svg\"><path fill=\"white\" fill-rule=\"evenodd\" d=\"M76 1V0H75ZM95 1V0H94ZM98 1V0H97ZM210 1V0H209ZM215 1V0H214ZM224 1V6H225V9L227 10L226 12H228L231 8H229L228 6H227V2L225 1V0H223ZM263 1V0H262ZM69 2H70V0H69ZM80 2V1H79ZM93 2V1H92ZM91 2V3H92ZM124 2H127V0L125 1L124 0ZM208 2V1H207ZM226 2V3H225ZM242 2H243V0H242ZM255 2V1H254ZM20 2H18L17 4L18 5H20L19 4ZM86 3V2H85ZM95 3H97V2H95ZM223 3V2H222ZM229 3H232V1L231 2H229ZM256 3V2H255ZM7 4H8V6H9V0H0V69H3V71H4V79L3 78H1V80H3L4 81V83L2 84V85H0V259H3V258H8V259H4V260H6V261H8L7 263H5V262H3V264H16L15 263V260L14 259H18L17 261L19 262V260H22L23 258V260L21 261V262H19V263H27L26 261L25 262H23L24 260H25V258H27V260H29L28 262L30 263V264H215L213 261H212V259L210 260V261H203L202 260V258L201 257H199L198 256V254L197 253H195V254H191L190 252V248L193 246V244H195L194 242H193V240L194 239H192L191 240V238H189L188 237V233L186 234V233H184L183 232V234H179L178 232H176L175 230H174V228H173V232H167V231H165V232H167V234L166 233H164V231L161 229V231L163 232V234H166V235H164V236H161V237H163V238H159L158 236H160L161 234H159L158 233V236L157 235H154L153 234V227L151 228V230H150V232H152L151 234H153V235H151L150 234V236H148V238L146 239V242L145 243H143V242H141L142 240H143V238L141 237V236H139V238H142L141 240L140 239H138L137 238V236L139 235L138 233H139V231H141V230H139V231H136L135 232V230L134 231H127V230H120V231H118V232H114V230L113 231H111V233H110V231H109V233H110V235L112 234V233H114L115 234V239H116V237H117V240L115 241V239L113 240V238L111 239V236H110V239H109V237H108V235H106L105 236V234H104V232H103V230L102 231H99V232H97L98 231V229L96 230V228L93 230V229H91V226H89V225H91L90 223H92V222H94V221H92L91 222V220H92V218L94 219V216L92 217L91 216V213L93 212V210L91 211V212H89V210H91L90 209V205H89V200H92L93 199V201L95 202V201H98L97 203L99 204L100 202L101 203H103L102 205H104L105 206V204L107 203H109L110 202V204H111V201H114V204L116 205V202L118 201V197H119V193L118 192H115V191H117V190H114L113 188V185H112V187H110L109 185H107L106 184V181H105V173H107L106 171L105 172H98V171H102V169H101V167H100V170H99V168H97L98 170L96 171V172H94L93 170H87V168L86 169H84L83 168V166L85 165H87L88 164V162H94V161H97L98 160V158H99V161H100V158H102L101 156L103 155V152L102 151H99V150H97L96 149V147H97V145L98 146H100V148H102V147H104L105 149L106 148H109V147H112V150H114L113 152H115V151H117V153H118V151H122L123 149H126V148H136V147H134L137 143H139V142H137L138 141V136L136 137V135L137 134H135V135H133V136H125V135H122L121 134V132L123 131V129H124V127H126V125H124V123H122L123 121H125V119L127 118V117H125L126 116V114L128 115V117H130L131 115L130 114H128V113H126L125 111V114L124 115H121V116H118L116 113L117 112H114L113 111V109L111 110L112 111V113L114 112L115 113V116L113 115V114H110L109 116L108 115H106V114H109V111L110 110H108L107 109V107H110L112 104H113V102H112V104H110V106H109V102L107 103V104H105V103H101V100L97 97V98H89L88 96L92 93H89L88 94V96H86L87 94V92H85V94L86 95H80V93H79V95H72V94H70L69 92H70V90L72 89L71 87H72V84L71 85H69L70 84V82H73V80H71V79H73L76 75H77V73L78 72H80V74H81V71H82V69L80 68V67H75V65H74V67H73V71H72V74L71 75H73V77H71V75H69L71 72L70 71H68L69 72V74H67V76L69 77V78H71V79H66L65 81H67V80H71L69 83H68V81H67V85L69 86H67L68 88L67 89H64V88H62L63 90H67L68 92H64V94L63 93H60L59 94V92H62V91H60L58 88V93H56L57 91H55L54 93L55 94H43V95H38V94H33V95H23L22 93H21V91H20V89H19V80L23 77H26L23 73H25L24 71H23V73H22V69L26 66H24L23 68H22V64H21V62H22V58L24 57L23 56V52H24V50H25V47L23 46V45H25V43H26V41H24L23 43H20V44H16V45H13V47L15 48V50L17 49V53L16 54H14L13 52V57L11 58V57H8L9 58V61L7 60V52H6V50H4V49H7L8 47H10L7 43H9V42H12V41H6V36H7V15L9 14V12L8 11H10L12 8H11V6L9 7V8H11L10 10L8 9V7H7ZM107 4H108V1H107ZM124 4V3H123ZM237 4V3H236ZM238 4H239V2H238ZM258 4H259V2H258ZM263 4V3H262ZM262 4H261V6H262ZM112 5V4H111ZM122 5V4H121ZM128 5V4H127ZM234 6H235V4H233ZM240 5H242V3L240 4ZM244 5V4H243ZM242 5V6H243ZM254 5V4H253ZM260 5V4H259ZM109 6V5H108ZM113 6V5H112ZM124 6V5H123ZM245 6V5H244ZM255 6V5H254ZM253 6V7H254ZM258 5H256V7H257ZM85 7V6H84ZM87 7H89V6H87ZM105 7V6H104ZM114 7V6H113ZM124 7H126V6H124ZM239 7V6H238ZM246 7V6H245ZM122 8V7H121ZM120 8V9H121ZM185 8V7H184ZM242 8H244V7H242ZM262 8V7H261ZM14 9V8H13ZM11 10L10 11V13L13 11H15V10ZM15 9H16V7H15ZM20 9V8H19ZM77 9V8H76ZM87 9H90V8H87ZM92 9V8H91ZM94 9V8H93ZM92 9V10H93ZM109 9V8H108ZM117 9V8H116ZM189 9V8H188ZM223 9V8H222ZM221 9V10H222ZM247 9V8H246ZM245 9V10H246ZM253 9V8H252ZM8 10V11H7ZM79 10V9H78ZM95 10V9H94ZM105 10V9H104ZM187 10V9H186ZM242 10V9H241ZM244 10V9H243ZM248 10H250V8H248L245 12L246 13H248V12H251V11H248ZM259 10V9H258ZM106 12H107V9L105 10ZM109 11V10H108ZM185 11V10H184ZM224 11V10H223ZM222 11V12H223ZM241 12V11H239V9L237 10V8L235 7V8H233V9H231V12L229 11V15L231 16V18H232V20H239V17H238V15H237V18L236 19H234V16H235V12ZM7 12H8V14H7ZM81 12H82V9H81ZM104 12V11H103ZM116 12V11H115ZM222 12H221V14H222ZM236 12V14H238ZM245 12H241V13H245ZM258 12V11H257ZM261 12L263 13L264 11L261 9ZM80 13V12H79ZM105 13V12H104ZM108 13V12H107ZM113 13V12H112ZM260 13V12H259ZM258 13V14H259ZM19 14V13H18ZM17 14V15H18ZM182 14V13H181ZM10 15V14H9ZM12 15V14H11ZM14 15V14H13ZM183 15H185V13H183ZM186 15H187V13H186ZM186 15H185V17H186ZM225 15V14H224ZM261 15H263V14H259V16H261ZM239 16H241V14H239ZM243 16V15H242ZM251 16H254V15H251ZM250 14L248 13V14H244V16L243 17H240V19L241 18H244L243 20L245 21V24H247L246 26L244 25V27L246 28H248L249 29V31H243L242 32V29L240 30L241 31V33H240V31H238V33H240L241 34V36H239V37H237L238 39H239V42L241 41H244V39H245V35H244V32H248V34H247V37L249 36V42H247V46H245V49L242 51L243 53H245V57H247V61H246V63H243V64H245V66L247 65V66H249V67H247L248 68V70H249V68L250 67H252L251 69H253V68H255V67H257L258 66V68L260 67V69H255V71H248V72H250L249 74L250 75H254L255 77H256V79H258V78H260V77H264V28H260L259 29V25L260 24H253L252 25V23H249L250 21H252V20H250ZM258 16V15H257ZM74 17H76L75 15H74ZM189 17V16H188ZM70 18V17H69ZM77 18V17H76ZM76 18H73V19H76ZM257 18V17H256ZM263 18H264V16H263ZM262 18V19H263ZM228 19V18H227ZM254 19V18H253ZM16 20V19H15ZM229 20H230V18H229ZM231 20V21H232ZM242 20V19H241ZM71 21V20H70ZM191 22V21H190ZM195 22V21H194ZM210 22V21H209ZM208 22V23H209ZM227 21L225 20V23H226ZM230 22V21H229ZM241 22V21H240ZM253 23H255L256 22V20H255V22L254 21H252ZM257 22H258V20H257ZM232 23V22H231ZM243 23V22H242ZM261 23H262V21H261ZM263 23H264V21H263ZM67 24H69V23H67ZM73 24V23H72ZM78 24V23H77ZM104 24V23H103ZM110 24V23H109ZM109 24H107V25H109ZM234 24V23H233ZM244 24V23H243ZM79 25V24H78ZM105 26H106V23L104 24ZM110 25H112V24H110ZM188 25H190L191 26V24H188ZM213 25V24H212ZM214 25H215V23H214ZM221 25V24H220ZM223 25V24H222ZM226 25H229V24H226ZM225 25V26H226ZM238 25H242L241 23L240 24H238ZM254 25H257V26H259L258 27V31L255 29V27H254ZM29 26V25H28ZM56 26V25H55ZM63 26V25H62ZM65 26V25H64ZM70 26H71V24H70ZM70 26H68V27H70ZM100 26V25H99ZM201 26V25H200ZM233 26V25H232ZM236 26V25H235ZM264 26V25H263ZM54 27V26H53ZM61 27V26H60ZM59 27V28H60ZM76 27V26H75ZM74 27V28H75ZM187 27H189V26H187ZM199 27V26H198ZM215 27V26H214ZM224 27V26H223ZM228 27V26H227ZM55 28H57V27H55ZM64 28L65 27H63L62 29L64 30ZM86 28V27H85ZM90 28V27H89ZM96 28V27H95ZM98 28V27H97ZM103 28H104V26H103ZM108 28H109V26H108ZM191 28V27H190ZM195 28V27H194ZM201 28V27H200ZM206 28V27H205ZM216 29H218L217 27H215ZM214 28V29H215ZM230 28H231V26H230ZM233 28H235V27H233ZM243 28V27H242ZM244 28V29H245ZM257 28V27H256ZM62 29H58V30H62ZM68 29V28H67ZM70 29V28H69ZM68 29V30H69ZM87 29V31H88V28H86ZM92 29V28H91ZM94 29V28H93ZM153 29V28H152ZM207 29V28H206ZM219 29H220V27H219ZM237 29H239V28H237ZM54 30V29H53ZM55 30H57V29H55ZM54 30V32H56ZM67 30V31H68ZM74 30V29H73ZM101 30V29H100ZM194 30H196V29H194ZM201 30V29H200ZM225 30V29H224ZM65 31V30H64ZM70 31H71V29H70ZM93 31V30H92ZM95 31V30H94ZM190 31V30H189ZM202 31V30H201ZM217 31V30H216ZM227 31H229V30H225V32H227ZM231 31V30H230ZM237 31V30H236ZM6 32V33H5ZM33 32V31H32ZM51 32H52V30H51ZM183 32V31H182ZM197 32H199V31H197ZM215 32V31H214ZM222 32V31H221ZM78 33V32H77ZM87 33V32H86ZM97 33V32H96ZM96 33H93V34H95L96 35ZM180 33V32H179ZM178 33V34H179ZM232 33H237V32H235L234 30H232ZM258 33L260 34L259 35V38L257 37V35H258ZM37 34V33H36ZM66 34V33H65ZM84 34V33H83ZM228 34V33H227ZM226 33H225V35L224 36H226L227 35ZM246 34V33H245ZM35 35V34H34ZM72 35V34H71ZM74 35V34H73ZM76 35V34H75ZM79 35V34H78ZM80 35H81V33H80ZM90 35V34H89ZM92 35V34H91ZM97 35H98V33H97ZM174 35V34H173ZM185 35V34H184ZM234 35V34H233ZM244 35V36H243ZM62 36V35H61ZM99 36V35H98ZM179 36V35H178ZM189 36H190V34H189ZM188 36V37H189ZM199 36H200V34H199ZM202 36V35H201ZM208 36V35H207ZM210 36V35H209ZM208 36V37H209ZM213 36V35H212ZM216 36H217V32H216ZM219 36V35H218ZM221 36V35H220ZM228 36H230L229 34H228ZM232 36V35H231ZM238 36V35H237ZM35 37V36H34ZM33 37V38H34ZM52 37H53V34H52ZM70 37V36H69ZM76 37H78V36H76ZM101 37V36H100ZM187 37V36H186ZM187 37V38H188ZM207 37V38H208ZM235 37H236V35H235ZM51 38V37H50ZM56 38H57V36H56ZM58 38L60 39V37H59V35H58ZM71 38V37H70ZM86 38V37H85ZM92 38V37H91ZM90 38V39H91ZM97 38V37H96ZM99 38V37H98ZM174 38H176V36L174 37ZM173 38V39H174ZM183 38H185V37H183ZM211 38H213V37H211ZM210 38V39H211ZM219 38V37H218ZM221 38V37H220ZM231 39H232V41H235V40H233V38H234V36L233 37H230ZM41 39V38H40ZM43 39H44V37H43ZM89 39V38H88ZM88 39H86V40H88ZM89 39V40H90ZM92 39H95V37L94 38H92ZM90 40V41H93V40ZM100 39V38H99ZM99 39H98V43H100L99 42ZM182 39V38H181ZM189 39V38H188ZM191 39V38H190ZM215 39H216V37H215ZM227 38L225 37V39L224 40H226ZM229 39V38H228ZM227 39V40H228ZM238 39H236V40H238ZM42 40V39H41ZM47 40H51V39H48L47 38ZM55 40H58V39H55ZM54 40V41H55ZM65 40V39H64ZM68 40V39H67ZM77 40V39H76ZM143 40V39H142ZM183 40V39H182ZM201 40H205V39H201ZM213 40V39H212ZM220 39H218V41H219ZM230 40V39H229ZM51 41H53V40H51ZM78 41V40H77ZM96 41H97V39H96ZM150 41V40H149ZM178 41H179V39H178ZM206 41H208V40H206ZM211 41V40H210ZM221 41V40H220ZM42 42V41H41ZM40 42V43H41ZM57 42V41H56ZM61 42V44L60 45H62V42H63V40L62 41H60ZM59 42V43H60ZM66 42H68V41H66ZM72 42V41H71ZM70 41L68 42L69 44L71 43ZM89 42V41H88ZM93 42H95V41H93ZM176 42V41H175ZM186 42V41H185ZM215 42V41H214ZM223 42V41H222ZM227 42H229V41H227ZM236 42V41H235ZM238 42V41H237ZM34 41H32V42H30V47H32V48H34L35 47V45H34ZM54 43V42H53ZM52 43V44H53ZM58 43V44H59ZM95 43H97V42H95ZM143 43V42H142ZM147 43V42H146ZM150 43V42H149ZM154 43V42H153ZM155 43H157V42H155ZM195 43H196V41H195ZM199 43V42H198ZM218 43H221V42H218ZM225 43V42H224ZM243 43V42H242ZM15 44V43H14ZM47 44V43H46ZM64 44H65V42H64ZM63 44V45H64ZM72 44V43H71ZM104 44V43H103ZM127 44H129L128 42H127ZM138 44H140V43H138ZM143 44H145V43H143ZM150 44H152V42L150 43ZM150 44H149V46L148 47H151L150 46ZM185 44V43H184ZM189 44V43H188ZM204 44H206L205 42H204ZM211 44V43H210ZM232 45H230V43H229V49H233L232 51H233V53H231V54H233V57H234V54H237V52H239V51H237L236 49L237 48H235L238 44L237 43H231ZM8 45V46H7ZM33 45H34V47H33ZM38 44H36V46H37ZM62 45V46H63ZM66 45H67V43H66ZM107 45V44H106ZM153 46L152 47H154V44H152ZM162 44H160L159 46H161ZM175 45H177V44H175ZM186 46H187V44H185ZM198 45V44H197ZM200 45V44H199ZM199 45H198V47H199ZM209 45V44H208ZM207 45V46H208ZM218 45V44H217ZM217 45H216V47H217ZM225 45V44H224ZM239 45H240V43H239ZM44 46H45V44H44ZM52 46V45H51ZM59 46V45H58ZM62 46H61V48H62ZM80 46V45H79ZM91 46H94V44L93 45H91ZM91 46H89V47H91ZM100 46H101V44H100ZM125 46H127L126 44H125ZM147 46V45H146ZM190 46V45H189ZM195 46H196V44H195ZM203 46H205V45H203ZM203 46L201 45L200 47H202V49H203ZM211 46V45H210ZM213 46V45H212ZM227 46V47H228ZM27 47V46H26ZM47 47V46H46ZM64 48H66L65 47V45L63 46ZM69 47V46H68ZM74 47H76V46H74ZM78 47V46H77ZM97 47V46H96ZM102 47H103V45H102ZM107 47V46H106ZM182 47V46H181ZM191 47V46H190ZM220 47H221V45H220ZM31 48V49H32ZM56 48V47H55ZM61 48H60V50H61ZM64 48H62V49H64ZM92 48V47H91ZM94 48V47H93ZM101 48V47H100ZM192 48V47H191ZM218 48V47H217ZM221 48H224V46L223 47H221ZM59 49V48H58ZM67 49H69V48H67ZM75 49V48H74ZM103 49V51L105 50L104 48H102ZM145 49H147V48H145ZM150 49H152V48H150ZM157 49V48H156ZM156 49H154L153 48V50H156ZM195 49H196V47H195ZM210 49V47L208 48V50ZM215 49V48H214ZM243 49V48H242ZM242 49H239L240 50V52H241V50ZM4 52H3V51ZM28 49L26 48V51H27ZM66 50V49H65ZM65 50H64V52H65ZM92 50V49H91ZM95 50H98V47H97V49H95ZM94 50V51H95ZM100 50V49H99ZM107 50V49H106ZM105 50V51H106ZM197 50H200V49H198L197 48ZM224 50H225V48H224ZM227 50V49H226ZM32 51V50H31ZM30 51V52H31ZM42 51V50H41ZM67 51V50H66ZM72 51H73V49H72ZM103 51H102V53H103ZM152 51V50H151ZM202 51V50H201ZM205 51H207V50H205ZM211 51V50H210ZM229 50H227V52H228ZM28 52H29V50H28ZM27 52V53H28ZM33 52V51H32ZM37 52H40V51H38L37 50ZM71 52V51H70ZM200 52V51H199ZM199 52H198V54H199ZM214 52V51H213ZM213 52H211V53H213ZM11 53V52H10ZM12 53H11V55L10 56H12ZM23 53V54H22ZM26 53V52H25ZM61 53H62V51H61ZM73 53V52H72ZM71 53V55H73ZM79 53H80V51H79ZM99 53V52H98ZM101 53V54H102ZM105 53V52H104ZM102 54V55H104L105 56V54ZM154 53V52H153ZM204 53V52H203ZM21 54H22V56H21ZM67 54V53H66ZM150 54V53H149ZM208 54V53H207ZM207 54H205V55H207ZM28 55V54H27ZM31 55H32V53H31ZM34 55H36L35 53H34ZM77 55V54H76ZM97 56L99 55V54H96ZM101 55V56H102ZM117 56H118V54H116ZM209 55V54H208ZM224 55H225V53H224ZM25 56H26V54H25ZM29 56V55H28ZM39 56V55H38ZM123 56V55H122ZM122 56H121V58H122ZM124 56H128V55H124ZM123 56V57H124ZM129 56H130V54H129ZM128 56V57H129ZM154 56H155V54H154ZM200 56V55H199ZM203 56V55H202ZM201 56V57H202ZM211 56V54L209 55V57ZM213 56H214V53H213ZM216 56H218L217 54H216ZM227 56H228V53H227ZM236 56H238V55H236ZM236 56L234 57V58H236ZM66 57V56H65ZM68 57V56H67ZM82 57H83V54H82ZM103 57V56H102ZM152 57V56H151ZM195 57V56H194ZM208 57V56H207ZM252 57V58H251ZM105 58V57H104ZM125 58V57H124ZM123 58V59H124ZM153 58V57H152ZM202 58H206V57H202ZM213 58V57H212ZM221 58V57H220ZM223 58V57H222ZM231 58H232V56H231ZM249 58H251L252 60H249ZM11 59V60H10ZM23 59H25V58H23ZM68 59V58H67ZM73 59V58H72ZM89 59H91V58H89ZM127 59V58H126ZM197 59V58H196ZM209 59V58H208ZM214 59V58H213ZM238 59V58H237ZM235 60L234 61V63H237L238 62V60ZM65 60V59H64ZM74 60V59H73ZM79 60V59H78ZM88 60V59H87ZM97 60V59H96ZM151 60V59H150ZM217 60H219V59H217ZM224 60H226V59H224ZM227 60H228V57H227ZM226 60V61H227ZM229 60H230V58H229ZM228 60V61H229ZM241 60V59H240ZM26 61V60H25ZM75 61V60H74ZM80 61H82V59L80 60ZM84 61V60H83ZM86 61V60H85ZM84 61V62H85ZM89 61V60H88ZM152 61V60H151ZM150 61V62H151ZM203 61H206L205 59L203 60ZM216 61V60H215ZM220 61H221V59H220ZM38 62H41V60L40 61H38ZM84 62H82V63H84ZM90 62V61H89ZM93 62V61H92ZM95 62V61H94ZM191 62V61H190ZM223 62V61H222ZM230 62H231V60H230ZM229 62V63H230ZM24 63V62H23ZM27 63H29V61H27ZM60 63V62H59ZM73 63V62H72ZM72 63H70V64H72ZM143 63H144V61H143ZM154 63H155V60H154V62H153V64H152V62H151V64H152V66L154 65ZM197 63V62H196ZM61 64V63H60ZM78 64H80L79 62H78ZM94 64V63H93ZM200 64H202V63H200ZM199 64V65H200ZM220 64V63H219ZM228 64V63H227ZM85 65H87V63L85 64ZM89 65V64H88ZM142 65V64H141ZM150 65V64H149ZM204 65V64H203ZM202 65V66H203ZM230 65V64H229ZM240 65V64H239ZM259 65H263V67L262 66H259ZM49 66V65H48ZM59 66V65H58ZM66 66V65H65ZM70 66V65H69ZM83 66V65H82ZM91 66V65H90ZM151 66V65H150ZM197 66V65H196ZM201 66V67H202ZM232 66V65H231ZM242 66V65H241ZM244 66V65H243ZM242 66V67H243ZM61 67V66H60ZM88 67V66H87ZM86 67V68H87ZM224 67V66H223ZM228 67V66H227ZM29 68V67H28ZM57 68H59V67H57ZM77 68H80V70L78 71V70H76ZM86 68H84V69H86ZM89 68V67H88ZM50 69V68H49ZM66 69V68H65ZM70 69V68H69ZM230 69V68H229ZM24 70H26L25 68H24ZM56 70V69H55ZM54 70V71H55ZM67 70V69H66ZM66 70H64V71H66ZM74 70H76L75 72H77V73H75L74 72ZM90 70V69H89ZM93 70H94V68H93ZM96 70V69H95ZM193 70V69H192ZM244 70V69H243ZM50 71V70H49ZM63 71V70H62ZM85 71V70H84ZM92 71V70H91ZM162 71V70H161ZM208 71V70H207ZM246 71H247V69H246ZM67 71H66V73H68ZM95 72V71H94ZM195 72V70L194 71H192V73H194ZM209 72H210V70H209ZM40 74H41V72H39ZM73 73H75V74H73ZM85 73H86V71H85ZM87 73H89V71H87ZM90 73H92V72H90ZM89 73V74H90ZM97 73V72H96ZM99 73V72H98ZM97 73V74H98ZM119 73V72H118ZM118 73H115V74H118ZM149 73V72H148ZM43 74V73H42ZM41 74V76H43ZM49 74V73H48ZM52 74V73H51ZM62 74H64V73H62ZM79 73H78V75H80ZM139 74H141V73H139ZM138 74V75H139ZM145 74H147V73H145ZM159 74H161V73H159ZM213 74V73H212ZM219 74V73H218ZM222 74V73H221ZM240 74H243V73H240ZM247 74V73H246ZM248 74V75H249ZM23 75V76H22ZM39 75V74H38ZM58 75H59V73H58ZM75 75V76H74ZM78 75H77V77L75 78V79H80L81 80V75H80V77H78ZM87 75V74H86ZM85 75V76H86ZM100 75H102V74H100ZM99 74H98V76H100ZM142 75V74H141ZM140 75V76H141ZM157 75V74H156ZM22 76V77H21ZM36 76V75H35ZM46 76V75H45ZM56 76H57V74H56ZM62 76V75H61ZM90 76V75H89ZM108 76V75H107ZM136 76H137V74H136ZM135 76V77H136ZM139 76V77H140ZM153 76L155 77V75L153 74ZM158 76V75H157ZM156 76V77H157ZM159 76H161V75H159ZM240 76V75H239ZM20 77V78H19ZM28 77H29V75H28ZM38 77V76H37ZM36 77V78H37ZM66 77V76H65ZM83 77V76H82ZM93 77H94V75H93ZM117 77V76H116ZM149 77H151V75L149 76ZM225 77V76H224ZM246 77V76H245ZM96 78H97V76H96ZM105 78V77H104ZM110 78H111V76H110ZM121 78V77H120ZM137 78V77H136ZM148 78V77H147ZM218 78V77H217ZM221 78V77H220ZM247 78V77H246ZM249 78V77H248ZM19 79V80H18ZM25 79V78H24ZM42 79V78H41ZM44 79V78H43ZM51 79V78H50ZM60 79V78H59ZM83 79H84V77H83ZM99 79V78H98ZM129 79V78H128ZM139 79V78H138ZM154 80L156 79V78H153ZM33 80V79H32ZM38 80V79H37ZM58 80V79H57ZM76 80V81H77ZM87 80H88V78H87ZM90 80V79H89ZM93 80V79H92ZM111 80V79H110ZM119 80V79H118ZM132 80V79H131ZM130 80V81H131ZM133 80H135V79H133ZM140 80V79H139ZM157 80V79H156ZM35 81V80H34ZM49 81V80H48ZM51 81V80H50ZM59 81V80H58ZM64 81V80H63ZM64 81V82H65ZM95 81V80H94ZM97 81V80H96ZM99 81V80H98ZM97 81V82H98ZM106 81H108V78L106 79ZM117 81V80H116ZM147 81V80H146ZM152 81V80H151ZM21 82V81H20ZM78 82H79V80H78ZM81 82V81H80ZM83 82H85L84 80H83ZM96 82V83H97ZM105 82V81H104ZM110 82V81H109ZM108 82V83H109ZM118 82V81H117ZM117 82H115V83H117ZM133 82V81H132ZM136 82H139V81H136ZM250 82V81H249ZM262 82V81H261ZM7 83L9 84V86L11 87V88H8L7 89ZM61 83V82H60ZM82 83V82H81ZM92 83V82H91ZM150 82H148V84H149ZM153 82H151V84H152ZM21 84V83H20ZM122 84V83H121ZM135 84V83H134ZM143 84L144 83H142L141 85L143 86ZM249 84V83H248ZM259 84V83H258ZM47 85V84H46ZM75 85V84H74ZM113 85V84H112ZM115 85V84H114ZM126 85V84H125ZM128 85V84H127ZM133 84H131L130 86H132ZM141 85H140V88H141ZM253 84L251 83V86H252ZM255 85V84H254ZM34 86V85H33ZM97 86H98V84H97ZM104 86V85H103ZM117 86H118V84H117ZM117 86H115V87H117ZM124 86V85H123ZM145 86H147V85H145ZM154 86V85H153ZM241 86V85H240ZM247 86V85H246ZM256 86H257V83H256ZM261 86H264V82H263V84L261 85ZM29 87V86H28ZM36 87V86H35ZM34 87V88H35ZM91 87H92V85H91ZM122 87V86H121ZM133 87V86H132ZM155 87V86H154ZM232 87V86H231ZM243 87H245V85L243 86ZM260 87V86H259ZM43 88H44V86H43ZM73 88H74V86H73ZM89 88V87H88ZM111 88V87H110ZM127 88V87H126ZM130 88V87H129ZM137 88V87H136ZM151 88H152V86H151ZM264 88V87H263ZM262 88V89H263ZM27 89V88H26ZM51 89H53V88H51ZM50 89V90H51ZM95 89H97V88H94V90ZM101 89V88H100ZM104 90H105V87L103 88ZM112 89V88H111ZM122 89V88H121ZM124 89H125V87H124ZM145 89H146V87H145ZM149 89H150V87H149ZM155 89V88H154ZM154 89H153V91H154ZM158 89H161V87L160 88H158ZM158 89H157V91H158ZM224 89V88H223ZM231 89V88H230ZM244 89V88H243ZM246 89H247V87H246ZM248 89H250V91L251 92H253L254 93V91H258V89H251V88H248ZM30 90H32V89H30ZM54 90V89H53ZM52 90V91H53ZM102 90V89H101ZM104 90H102V91H100L99 93H101V94H103V91ZM108 90V92L110 91L109 89H107ZM114 90H116V89H114ZM119 90V89H118ZM226 90V89H225ZM27 91V90H26ZM34 91V90H33ZM75 91V90H74ZM74 91H72L71 90V92L74 94ZM85 91V90H84ZM87 91H89V90H87ZM93 91V90H92ZM112 91V90H111ZM110 91V92H111ZM121 91V90H120ZM146 91L147 92H150V91H148L147 89H146ZM222 91V90H221ZM221 91H218V92H221ZM249 91V92H250ZM37 92V91H36ZM49 92V91H48ZM47 92V93H48ZM106 92V91H105ZM114 92V91H113ZM116 92V91H115ZM140 93H141V91H139ZM143 92V91H142ZM151 92H152V90H151ZM160 92V91H159ZM243 92H244V90H243ZM250 92V93H251ZM40 93V92H39ZM44 93V92H43ZM76 93V92H75ZM117 93V92H116ZM223 93V92H222ZM232 94H233V92H231ZM239 93V92H238ZM245 93H246V91H245ZM244 93V94H245ZM256 93V92H255ZM25 94V93H24ZM41 94V93H40ZM108 94V93H107ZM150 96H151V94L150 93H148ZM154 94H155V92H154ZM159 94H161V93H159ZM217 94V93H216ZM225 94V93H224ZM247 94H248V92H247ZM252 94V93H251ZM92 95V94H91ZM94 95V94H93ZM92 95V96H93ZM141 95V94H140ZM142 95H144V94H142ZM153 95V94H152ZM173 95V94H172ZM226 95V94H225ZM253 95V94H252ZM255 95H259V94H255ZM102 96V95H101ZM105 96V95H104ZM138 96V95H137ZM161 96V98H162V95H160ZM174 96V95H173ZM172 96V97H173ZM176 96V95H175ZM221 96V95H220ZM231 96V95H230ZM245 96V95H244ZM244 96H242V94H241V97H242V99H240V100H244ZM251 96V95H250ZM260 96H262L263 97V100H264V89L260 92V95L258 96V98L260 99L261 97ZM141 97V96H140ZM143 97V96H142ZM158 97V96H157ZM177 97V96H176ZM226 97H227V95H226ZM234 97H236V95L234 96ZM253 97H255V96H253ZM108 98V97H107ZM145 98H147V97H145ZM170 98V97H169ZM182 98V97H181ZM214 98H216V97H214ZM221 98H222V96L220 97V100H221ZM225 98V97H224ZM229 98V97H228ZM257 98V97H256ZM256 98H254V99H256ZM257 98V99H258ZM149 99V98H148ZM160 98H158L157 100H159ZM165 99V98H164ZM164 99H162V100H164ZM167 99H168V97H167ZM180 99V98H179ZM185 99V98H184ZM217 99V98H216ZM223 99V98H222ZM226 99V98H225ZM236 99V98H235ZM234 98H233V100H235ZM250 99V98H249ZM108 100H110V99H108ZM157 100H155V101H157ZM178 100V99H177ZM186 100V99H185ZM200 100V99H199ZM211 100V99H210ZM230 100H232V99H230ZM229 100V101H230ZM112 101V100H111ZM139 101V100H138ZM165 101H166V99H165ZM181 101V100H180ZM183 101V100H182ZM217 101H218V99H217ZM217 101H215V102H217ZM222 101V100H221ZM237 101V100H236ZM254 101L255 100H252V102H251V104H253L254 103ZM258 101H261V100H258ZM106 102H107V100H106ZM137 102V101H136ZM158 102V101H157ZM171 102V101H170ZM176 102H178V101H176ZM185 102V101H184ZM183 102V103H184ZM202 102V101H201ZM209 102H211V101H209ZM214 102V101H213ZM224 102V101H223ZM239 102V101H238ZM249 102H250V100H249ZM261 102H263V101H261ZM111 103V102H110ZM174 103H175V101H174ZM188 103V102H187ZM194 103V102H193ZM192 103V104H193ZM229 103V102H228ZM242 103V102H241ZM247 102H245V104H246ZM264 103V102H263ZM136 104V103H135ZM166 104H167V101H166ZM224 105H225V103H223ZM238 104H240V102L238 103ZM248 104V103H247ZM250 103L248 104V105H250V106H252V107H254L255 105H251ZM258 105H256V107H257V110H259L261 113H264V105H262L261 106V104L262 103H257ZM260 104V105H259ZM115 105H117L116 103H115ZM168 105H169V103H168ZM180 105H181V103H180ZM183 105H187V104H183ZM199 105V104H198ZM202 105V104H201ZM247 105V106H248ZM135 105L133 104V107H134ZM173 106V105H172ZM189 106V105H188ZM192 106V105H191ZM193 106H194V104H193ZM192 106V107H193ZM203 106V105H202ZM250 106H249V108H250ZM259 106V107H258ZM116 107V106H115ZM136 107L138 108H141V110L142 109H144V108H146V110H149L148 111V115L149 114H153L154 116L155 115H157V116H159L160 117V115L162 116V117H167L166 116V114L168 113V114H171V112H172V114H175V115H173V117H175L176 118V120H178V118L180 117H178V113L177 112H179V111H176V108H175V110L174 109H169V108H167L166 106H165V103H163V102H160V104H158V103H156V102H149V103H147V102H140L139 101V103H137L136 104ZM187 107V106H186ZM192 107H189L190 109L192 108ZM195 107V106H194ZM205 107V106H204ZM230 107V106H229ZM246 107V106H245ZM110 108H112V107H110ZM180 108V107H179ZM196 109H197V107H195ZM199 108V110H200V107H198ZM108 111H107V110ZM180 109H183V108H180ZM196 109H195V112H196ZM202 109V108H201ZM206 109V108H205ZM213 109V108H212ZM211 109V110H212ZM215 109V108H214ZM218 109V108H217ZM232 109V108H231ZM247 109V108H246ZM251 109V108H250ZM255 108H253V110H254ZM145 110V111H146ZM176 111V112H174V111ZM193 110V109H192ZM203 110V109H202ZM202 110H200V111H202ZM210 110V109H209ZM220 110H221V108H220ZM224 110H225V108H224ZM223 109H222V112L224 111ZM228 110V109H227ZM240 110V109H239ZM93 111V112H92ZM95 111H98V113L96 114L95 113ZM106 111V112H105ZM116 111H117V109H116ZM120 111V110H119ZM143 111V110H142ZM191 111V110H190ZM194 111V110H193ZM218 111H219V109H218ZM226 111V110H225ZM233 111V110H232ZM242 111V110H241ZM91 112L92 113H95V115L93 114V116H91ZM103 112H105L106 114L104 115V116H106V117H104L103 116ZM108 112V113H107ZM123 111H121V113H122ZM138 112H139V110H138ZM153 112V113H152ZM156 112V113H155ZM170 112V113H169ZM182 112V111H181ZM181 112H179L180 114H181ZM199 112V111H198ZM204 112V110L201 112V113H203ZM206 113H208L207 111H205ZM243 112V111H242ZM248 112V111H247ZM257 112V111H256ZM89 113H90V115H89ZM140 113H141V111H140ZM144 113H146V112H144ZM155 113V114H154ZM159 115H158V114ZM221 113V112H220ZM227 113H229V112H227ZM230 113H232V112H230ZM254 113V112H253ZM258 113V112H257ZM118 114H119V112H118ZM123 114V113H122ZM147 114H146V116H141L142 118H145V121H144V123L146 124L147 123V125L148 124H150V123H152L151 122V120H152V118L154 117H150L151 118V120H150V118L148 119V116H147ZM216 114V113H215ZM219 114V113H218ZM217 114V115H218ZM101 115V116H100ZM130 115V116H129ZM150 115V116H151ZM182 115V114H181ZM209 115V114H208ZM213 115V114H212ZM217 115H215V116H217ZM227 115V114H226ZM239 115V114H238ZM108 116V117H107ZM156 116V117H157ZM178 118H177V117ZM224 116H225V114H224ZM224 116H223V118H224ZM233 116L235 117V115L233 114ZM247 116V115H246ZM251 116V115H250ZM252 116H254V115H252ZM257 116V115H256ZM255 116V118H257L258 120H259V116H257L256 117ZM260 116H262L263 117V115H260ZM158 117V118H159ZM182 117H184V115L182 116ZM194 117H196V119L197 118H199V120H200V116H199V113L197 114L196 113V115L194 114ZM203 117H204V115H203ZM214 117V116H213ZM219 117V116H218ZM230 117V116H229ZM228 117V118H229ZM233 117V118H234ZM237 117V116H236ZM235 117V118H236ZM138 118V119H137ZM137 118L135 117V119H136V121H138L137 122V125H139L138 123L140 122V124L142 123L143 125H144V123H143V120H141L142 118H140V115H139V117L137 116ZM167 118H169V116L167 117ZM172 118V117H171ZM170 118V119H171ZM201 118H202V116H201ZM223 118H222V120L221 119H219L218 120V122L221 120V123H224L225 121L223 120ZM232 118V117H231ZM229 119V121H231V122H234L235 123V121L233 120V118L232 119ZM240 118V117H239ZM243 118V117H242ZM264 118V117H263ZM174 119V118H173ZM226 119H227V117H226ZM123 120V121H122ZM147 120H150V122L148 121L147 122ZM168 120V119H167ZM187 120V119H186ZM185 120V121H186ZM194 120V119H193ZM192 120V121H193ZM198 120V121H199ZM202 120H204V118H202ZM200 121L202 124H208L209 122H204V121ZM208 120L210 121L211 120V118H208ZM207 120V121H208ZM214 120H215V117H214ZM214 120H211V121H214ZM236 120V119H235ZM153 121V120H152ZM154 121H155V119H154ZM157 121H158V119H157ZM175 121V120H174ZM189 121H190V119H189ZM223 121V122H222ZM228 121V120H227ZM237 121H238V124H240V120L237 118ZM131 122H132V125H133V127L134 126H136V124H135V121L133 120V116H131ZM160 122H162V121H160ZM176 122V121H175ZM197 122V121H196ZM195 121H194V123H196ZM242 122V121H241ZM106 123V124H105ZM162 123H164V122H162ZM162 123H160V125L162 124ZM168 123V122H167ZM184 123V124H183ZM190 122H188V123H186L187 125H185V122H182V127L185 125V126H188V125H191V124H189ZM217 123V122H216ZM220 123V122H219ZM218 123V124H219ZM234 123H231V125H233ZM237 123V122H236ZM250 123H252V122H250ZM262 122H260V124H261ZM264 123V122H263ZM123 124V125H122ZM170 124V123H169ZM175 124V123H174ZM213 124V123H212ZM224 124H228L229 125V123H224ZM243 124V123H242ZM242 124H240L239 126H242ZM143 125H141L142 127H143V129L144 130H146V131H148L147 130V128L149 127V125L146 127L145 125V127L143 126ZM159 125V126H160ZM171 125V124H170ZM180 125V124H179ZM220 125V124H219ZM231 125H229V126H231ZM245 125V124H244ZM243 125V126H244ZM255 125H256V123H255ZM258 125V124H257ZM151 126V125H150ZM154 126V125H153ZM156 126V125H155ZM158 126V127H159ZM185 126H184V128H183V130H186L187 129V127L185 128ZM207 125H205V127H206ZM242 126V127H243ZM249 125L247 124L246 125V127L245 128H247ZM251 126V125H250ZM252 126H253V124H252ZM173 126H171V128H172ZM209 127V126H208ZM212 127H214V126H210V128H211V130H212ZM216 127V126H215ZM238 127V126H237ZM236 127V128H237ZM254 127V126H253ZM252 127V128H253ZM257 127V126H256ZM264 127V126H263ZM263 127H262V129H263ZM154 128V127H153ZM175 128V127H174ZM173 128V129H174ZM181 128V127H180ZM191 128V127H190ZM190 128H189V130H190ZM207 128V127H206ZM205 128V129H206ZM226 126L224 127V126H222L221 128H219V126H218V128H213L214 130H213V132L211 133V131H210V134H208V133H205L204 134V132H205V130L203 129V128H199L198 127V129H197V133H198V137H200L201 139H199V140H201V141H203V143L200 141V143H202V144H205L204 142H211V144L210 145H212V143H214V141H215V145L217 144L216 142H221L223 139H222V133L220 132L221 130H226ZM229 128V127H228ZM232 128H233V126H232ZM261 128V127H260ZM127 129V128H126ZM126 129H125V132L124 133H126ZM132 129H134L135 130V128H132ZM155 129V128H154ZM156 129H157V126H156ZM166 129V128H165ZM177 129V128H176ZM192 129H193V127H192ZM209 129V128H208ZM243 129V128H242ZM251 129V128H250ZM256 129H258V128H256ZM142 130V129H141ZM143 130V131H144ZM152 130V128L150 127V131ZM163 129H161V131H162ZM181 130V129H180ZM230 130V129H229ZM232 130V129H231ZM245 130H247V129H245ZM252 130V129H251ZM109 131H110V133H109ZM157 131H159V130H157ZM166 130H164V132H165ZM168 131V130H167ZM192 131V130H191ZM196 131V130H195ZM243 131H244V129L242 130V133H243ZM253 131V130H252ZM135 132H138V131H135ZM149 132V131H148ZM180 132H182L183 133V131H180ZM185 132V131H184ZM190 132V131H189ZM223 132V131H222ZM228 132V131H227ZM236 132V131H235ZM234 132V133H235ZM255 132V131H254ZM254 132H252L253 134L249 137V136H247V135H244V136H246V137H248V140H249V142H247L248 140H246V139H244L243 141H241V137H240V141L238 142V141H236V142H238V143H236L235 142V140L234 141H232V140H230V141H228V142H230L229 144H234L233 145V147H234V150H233V152L235 153L238 149L240 150L242 147H245V146H247V144H249V143H251V141H254V142H252L251 144H252V146L253 145H255L256 144V139L259 137V136H257L256 134H254ZM264 131L262 130V133H263ZM144 133V132H143ZM191 133V132H190ZM231 133V132H230ZM238 133H239V130H238ZM237 133V134H238ZM242 133H240V134H242ZM141 134H142V131H141ZM141 134H139L140 135V137H139V139H140V142H144V141H146V142H149V140H152L153 138L152 137H150L152 134H147V135H149V136H147V135H145V136H147V139L146 138H144V137H142L141 136ZM144 134H146V132L144 133ZM191 134H194V132L192 131V133ZM245 134V133H244ZM248 134H249V132H248ZM258 134H260V132H258ZM160 135V134H159ZM186 135V134H185ZM189 135V134H188ZM196 135V134H195ZM228 135H230L229 133H228ZM236 135V134H235ZM234 135V136H235ZM243 135V134H242ZM261 135H264V134H261ZM144 136V135H143ZM156 136V135H155ZM238 136H239V134H238ZM241 136V135H240ZM257 136V137H256ZM243 137V136H242ZM261 137V136H260ZM259 137V138H260ZM150 138H152V139H150ZM224 138V137H223ZM230 138H232V137H230ZM258 138V140H257V143L258 144H260V141L262 140L263 141V139H259ZM146 139V140H145ZM176 139V138H175ZM179 139V138H178ZM181 139V138H180ZM183 139V138H182ZM185 139V138H184ZM188 139V138H187ZM186 139V140H187ZM190 139V138H189ZM148 140V141H147ZM193 140V139H192ZM194 140H196V139H194ZM237 140V139H236ZM260 140V141H259ZM169 141H172V139L171 138H169ZM177 141V140H176ZM183 141V144H184V140H182ZM191 141V140H190ZM36 142L40 145H38V144H36ZM178 142H180V140L178 141ZM94 143V145H96V146H94L93 147V149H92V147L90 146V144L92 145ZM186 143V142H185ZM188 143H190V142H188ZM193 144H194V142H192ZM225 143V142H224ZM169 145L171 144V143H168ZM176 144V143H175ZM182 144V143H181ZM250 144V145H251ZM138 146L139 145H141V143L140 144H137ZM143 145H144V143H143ZM146 145V144H145ZM154 145V144H153ZM201 145V144H200ZM209 145V144H208ZM218 145V144H217ZM262 145H264V144H262ZM93 146V145H92ZM152 146V145H151ZM172 146V145H171ZM175 146V145H174ZM193 146V145H192ZM222 145L220 144V147H221ZM251 146V147H252ZM145 147V146H144ZM202 147H203V145H202ZM206 147H207V145H206ZM205 147V148H206ZM230 147V146H229ZM241 147V148H240ZM247 147H250V146H247ZM250 147V148H251ZM254 147H256V146H254ZM254 147L252 148V150H255L254 149ZM257 147H259L260 148V146H257ZM262 147V146H261ZM91 148V149H90ZM95 148V149H94ZM146 148V147H145ZM172 148H173V146H172ZM214 148V147H213ZM223 148H224V145H223ZM232 148V147H231ZM249 148V149H250ZM259 148H258V151H259ZM151 149H153V147L151 148ZM228 149V148H227ZM248 149V148H247ZM257 149V148H256ZM97 150V151H96ZM107 150V149H106ZM150 150V149H149ZM217 150V149H216ZM232 150V149H231ZM242 150H244V149H242ZM141 151V150H140ZM203 151V150H202ZM205 151H206V149H205ZM204 151V152H205ZM264 151V150H263ZM39 152H41V156H39V159H38V163L40 162L41 163V165H42V167L43 168H45V170L44 171H42L43 173H45L46 175L45 176H48L47 178L48 179H46V180H48V181H45V182H48V183H50V185H48L49 186V188H48V186H47V184L48 183H46V185H44L45 187L47 186V188H48V190H46V193H51L52 195V197L54 198V199H56L57 201H59L60 202V204H61V206L59 207L60 208V211H57L58 212V214H64V216L66 215V216H68V217H65V218H68V219H64V218H62V217H60V218H62V219H64V222L62 221H58V220H60V218H59V215H57L56 214V216L59 218V219H57L56 221H53V219H52V221H50L51 219L49 218V217H44L43 216V218L41 219H31V217L30 218H27V216L25 215L26 213H27V211H28V207H29V205H28V201H26L25 202V197H23L22 196V192H18V190H17V186L19 185L18 183H19V181H18V183H17V180H19V178L18 179H16V178H14V175H13V173H14V171L15 170H19V169H15L16 167H14V171H13V169L11 168V169H9L8 168V166H7V163L8 162H13V163H16L15 165L17 166V165H23V163H24V165H26L27 163L26 162H28V163H33L34 161H35V158L38 156L37 154H39L40 155V153ZM169 152V151H168ZM167 152V153H168ZM232 152V153H233ZM239 152L241 153L242 151L240 150V151H238V154H239ZM247 152V151H246ZM250 152V151H249ZM249 152H247V155H248V153ZM260 152H262V151H260ZM59 153V154H58ZM62 153L66 156V157H68L67 159H69L68 161L64 158V160L65 161H63L62 160V158L60 157V156H58V155H62ZM67 153V154H66ZM142 153V152H141ZM140 153V154H141ZM150 153V152H149ZM231 153V154H232ZM251 153V152H250ZM264 153V152H263ZM29 154L31 155L32 154V157H29ZM48 154L49 155H56V157H57V159H55V158H53V159H48ZM58 154V155H57ZM69 154V155H68ZM163 154V153H162ZM169 155H170V153H168ZM244 154V153H243ZM242 154V155H243ZM262 154V153H261ZM64 155H62V156H64ZM72 157H71V156ZM153 155V154H152ZM155 155V154H154ZM157 155H159V153L158 154H156V156ZM164 155V154H163ZM165 155H167V154H165ZM168 155V156H169ZM151 156V155H150ZM172 156V155H171ZM196 156V155H195ZM234 156V155H233ZM236 156V155H235ZM249 156V155H248ZM41 157V158H40ZM60 157V158H59ZM71 157V158H70ZM136 157H137V155H136ZM165 157V156H164ZM173 157V156H172ZM171 157V158H172ZM240 157H242L241 155H239V158ZM257 157V156H256ZM32 158V159H31ZM49 158H51V157H49ZM75 158V159H74ZM162 158V157H161ZM234 158V157H233ZM243 158V157H242ZM250 158V157H249ZM155 159H156V157H155ZM154 159V160H155ZM159 159H160V157H159ZM167 159V158H166ZM246 159V158H245ZM37 160V159H36ZM102 160V159H101ZM258 160V159H257ZM264 160V159H263ZM163 161V160H162ZM236 161V160H235ZM238 161V160H237ZM252 160L250 159V162L247 164V167H245V166H243V168L240 166L238 169V171H237V169H235L236 167H232V169H234L235 171H233V170H229L228 171V169L226 170V172L228 171V174L227 173H225V175L223 176V175H221V176H219V174H215V175H212V173H211V175H209V177H207V178H210V180H215V181H213L212 180V182L213 183H215V182H219L220 180H222V181H225V180H230V182L232 181V180H234V179H236L237 178V175L239 176V174L241 175L240 177H243V180H240V178L238 179V181H237V179H236V181L238 182V183H234V185H235V187L233 188H229V189H227V190H225V192H224V195H222V196H220L221 198H215L216 200H215V203H216V201L218 200V203L220 202V201H222L221 203L223 204V202L225 203H227L228 201H229V199H230V202H231V198H232V196L231 195H229L230 194V192H234V193H236L237 195H239V196H241V197H244V196H247L248 195V197L249 196H254L253 194L254 193H256V192H254L252 189H251V187H250V185L248 184V179L247 178H249V176L251 175H253V177H254V171H255V169L258 167V165H255L254 164V162L253 161H255L254 159H253V163L251 162ZM36 162V161H35ZM98 162V161H97ZM103 162V161H102ZM160 162V161H159ZM159 162H157V164L159 163ZM163 162H165V161H163ZM248 162V161H247ZM263 162V161H262ZM37 162H36V167H37V164H38ZM87 163V164H86ZM161 163V162H160ZM166 163V162H165ZM244 163V162H243ZM257 163V162H256ZM264 163V162H263ZM89 164H91V163H89ZM96 164V163H95ZM242 164V163H241ZM245 164H246V162H245ZM254 164V165H253ZM258 164H260V163H258ZM13 165V164H12ZM14 165V166H15ZM41 165H38V166H40V168H41ZM99 165V164H98ZM160 165V164H159ZM162 165V164H161ZM167 165H169V164H167ZM171 165V164H170ZM204 165V164H203ZM27 166V165H26ZM90 166V165H89ZM94 166V165H93ZM166 166V165H165ZM257 166V167H256ZM25 167V166H24ZM35 167V166H34ZM96 167H97V165H96ZM96 167L94 168V169H96ZM184 167V166H183ZM197 167H199V166H197ZM22 168V167H21ZM28 168V167H27ZM26 168V169H27ZM39 168V169H40ZM43 168L41 169V170H43ZM152 168V167H151ZM203 168V167H202ZM242 168V172H241V169ZM23 169V168H22ZM36 169V168H35ZM89 169V168H88ZM91 169V168H90ZM201 169V168H200ZM260 169V168H259ZM38 169H36V171H37ZM205 170H207V169H205ZM35 171V172H36ZM47 173H46V172ZM233 171V172H232ZM237 171V172H236ZM170 172H172V171H170ZM193 173V172H192ZM233 173H236V174H233ZM239 173V174H238ZM108 174V173H107ZM114 174V173H113ZM195 174L196 175H194V174H192V175H194V178H198V177H201L203 174H204V170L202 169V170H195ZM227 174V175H226ZM22 175H24V174H22ZM21 175V176H22ZM40 175V174H39ZM41 175H42V178H44L43 176V174L41 173ZM108 175H110V173L108 174ZM218 175V176H217ZM20 176V177H21ZM111 176V175H110ZM205 175H203V177H204ZM37 177V176H36ZM36 177H35V180H34V184H35V181H36ZM41 177V176H40ZM220 179H219V178ZM23 178H24V176H23ZM32 178V177H31ZM196 178V179H197ZM202 178V177H201ZM206 178V177H205ZM218 178V179H217ZM25 179V178H24ZM29 179V182L31 181L30 180V176H28V178H27V180ZM39 179V178H38ZM45 180V179H44ZM43 179H42V181H44ZM195 180V179H194ZM216 180H219V181H216ZM259 180V179H258ZM21 181V180H20ZM42 181L40 182V184H42ZM259 181H263L262 183H264V175H263V178H262V180H259ZM28 182V183H29ZM195 182H197V181H195ZM195 182H192V183H194L193 185H191L190 187H188L187 189L190 191V196L192 195V198H193V196L195 195L196 196V199H197V201L199 202V201H202V200H205L206 201V199H204V198H206V197H209V196H211L213 193L209 190H206L205 189V191H194V190H196L199 186L198 185H196L195 184ZM221 182V181H220ZM33 183V182H32ZM37 183V182H36ZM87 183H90V184H88V185H91L92 187H93V184L95 185V186H97L96 188H94L92 191H91V189L90 190H85L84 188L85 187H83V188H80L79 187V185L81 184V186H82V184L83 185H85V186H87ZM111 183V182H110ZM191 183V184H192ZM228 183H229V181H228ZM227 183V184H228ZM20 184L22 185L23 183H21L20 182ZM26 184V183H25ZM30 184V183H29ZM38 184V183H37ZM40 184H38V187H39V185ZM45 184V183H44ZM212 184V183H211ZM210 184V185H211ZM20 185V186H21ZM263 185V184H262ZM34 186V185H33ZM37 186V185H36ZM43 186V187H44ZM91 186L89 187H87L86 189H88V188H91ZM198 186V187H197ZM212 186V185H211ZM216 186H218V185H216ZM220 186V185H219ZM233 186V185H232ZM26 187H28V186H26ZM31 187V186H30ZM42 187V186H41ZM41 187H40V189H41ZM44 187V188H45ZM208 187V186H207ZM215 187V186H214ZM226 187V186H225ZM224 187V188H225ZM252 187H253V185H252ZM259 187H261V186H259ZM22 188V187H21ZM20 188V189H21ZM43 188V189H44ZM117 188V187H116ZM115 188V189H116ZM213 188V187H212ZM27 189V188H26ZM39 189V188H38ZM30 190V189H29ZM28 189L26 190V192L27 191H29ZM183 190H186V189H183ZM198 190V189H197ZM255 190V189H254ZM262 190H264L263 188H262ZM20 191V190H19ZM22 191L24 192V190L22 189ZM31 191V190H30ZM29 191V192H30ZM40 191V190H39ZM38 191V192H39ZM181 191L182 190H180V194L179 195H183V194H181ZM222 191V190H221ZM220 191V192H221ZM256 191V190H255ZM259 191H261V190H259ZM29 192H27V193H29ZM32 192L33 191H31V193L30 194H32ZM34 192H37V191H34ZM187 192V191H186ZM258 192V191H257ZM40 193V192H39ZM38 193V194H39ZM45 193V192H44ZM184 193V192H183ZM221 193H223V192H221ZM233 193V194H234ZM259 193V192H258ZM263 193V196H261L259 199L261 200V202H262V205L263 206H260V208H262L263 210H264V192H261V194ZM37 194V193H36ZM41 194H42V191H41ZM175 195H176V193H174ZM218 194V193H217ZM23 195H25V194H23ZM28 195V194H27ZM47 195V194H46ZM121 195V194H120ZM179 195H176V196H174L175 198L177 197V198H179ZM214 196H215V194H213ZM212 195V196H213ZM30 196V195H29ZM41 196V195H40ZM50 196V197H51ZM172 196V197H173ZM184 196V195H183ZM183 196H182V198H183ZM185 196H186V194H185ZM189 196V195H188ZM231 196V197H230ZM235 196V195H234ZM256 197L258 196V194H256L255 195ZM27 197V196H26ZM39 197V196H38ZM181 197V196H180ZM230 197V198H229ZM174 198V199H175ZM175 199L174 200V202L173 203H177V201H181V199ZM223 198H225L226 200L225 201H223L224 199ZM229 198V199H228ZM245 198V197H244ZM252 198V197H251ZM255 198V197H254ZM133 199H136V197L135 198H133ZM167 199H168V197H167ZM194 199V198H193ZM213 199V198H212ZM211 199V200H212ZM222 199V200H221ZM233 199V198H232ZM245 199H247V198H245ZM249 199V198H248ZM51 200H52V198H51ZM120 200V199H119ZM137 200V199H136ZM173 200V199H172ZM187 200V199H186ZM209 200H210V198H209ZM208 200V201H209ZM220 200V201H219ZM228 200V201H227ZM254 200V199H253ZM258 200V199H257ZM134 201V200H133ZM169 201H170V199H169ZM184 201V200H183ZM191 201H193L192 199H191ZM214 200H212V202H213ZM92 202V201H91ZM138 201H135L134 203L136 204ZM197 202V203H198ZM211 202V201H210ZM210 202H208V203H205L204 204V201H202V206H204L205 207V205L207 204V206L205 207V212L204 213H207V212H214L215 211V209H211V207H214V208H216L215 207V205L216 206H219L220 207V205H218V203L217 204H212V203H210ZM230 202H228V204H226V205H228V207H229V205H232V204H230ZM234 202V201H233ZM237 202H238V198H237ZM237 202H234V203H237ZM242 202V201H241ZM241 202L240 203H237V204H235V205H232V206H230L229 208L228 207H226V209L224 208L225 207V204H224V207L222 206L221 208H219L220 210H222L223 208H224V210H230L231 209V207H241L239 204H241ZM244 202H246V200H244ZM176 203H175V205H176ZM181 203V202H180ZM189 203H191L190 201H189ZM189 203L187 204L188 206H189ZM212 204V206L210 207L209 205L210 204ZM214 203V202H213ZM232 203V202H231ZM247 203V202H246ZM255 203V202H254ZM258 204H259V202H257ZM257 203H256V205H257ZM107 204H106V206H107ZM110 204H108V205H110ZM113 204V205H114ZM166 204H168V203H166ZM169 204H170V202H169ZM171 204H172V202H171ZM184 203L182 202V204H180V207H181V205H183ZM199 204V206H201V202H199L198 203ZM197 204V205H198ZM209 204V205H208ZM19 205H22L21 206V208L19 207ZM101 205V206H102ZM114 205V206H115ZM138 205V204H137ZM214 205V206H213ZM239 205V206H238ZM246 205V204H245ZM244 205V206H245ZM249 205H251L252 206V204H250L249 203ZM24 206V207H23ZM150 206V205H149ZM169 206V205H168ZM198 206V207H199ZM255 206V205H254ZM113 207V206H112ZM151 207V206H150ZM170 207V206H169ZM172 208H173V206H171ZM175 207V206H174ZM184 207H185V204H184ZM208 207H210L209 209H208ZM243 207V206H242ZM30 208H32V206L30 207ZM48 208V207H47ZM46 208V209H47ZM102 208V207H101ZM114 208V207H113ZM112 208V209H113ZM115 208H116V206H115ZM168 208V207H167ZM177 208H179V207H177ZM186 208V207H185ZM201 208V207H200ZM203 208V207H202ZM207 208V209H206ZM256 208H259V206L258 207H256ZM104 209V208H103ZM103 209H101V210H103ZM109 209H110V207H109ZM147 209H148V207H147ZM150 209V208H149ZM184 209V208H183ZM187 209H189V208H187ZM191 209H193V208H190V210ZM198 209V208H197ZM204 209V208H203ZM211 209V210H210ZM218 208L216 209L217 211L219 210ZM233 209V208H232ZM231 209V210H232ZM248 209V207H246V209H244V211L245 210H247ZM53 210V209H52ZM104 210H106V209H104ZM114 210V209H113ZM175 210H177V209H175ZM207 210H209V211H207ZM249 210L251 211H253V212H250V211H248L250 214H248L247 213V211H246V213L248 214V216L246 215L245 216V214L243 215V209L241 208V210H238L237 212H241V214L239 215L238 214V216L236 217L234 214V216L236 217V219H235V221H234V223H232V224H229L228 223V221L227 220H224L225 222H221L220 223V221H219V223L217 222V224H214V225H212V227L214 226L215 227V229H217L218 228V231H220L219 230V228H221V230H222V228H224V229H227V231H229L230 230V233H231V230L234 232V229H235V231H237V230H239L240 228H243V229H245L246 231H248L249 233H251L252 235H255V236H257V233H259V234H261L260 233V231L259 230H261L260 228H264V213L262 212V213H260L261 212V210H260V212H259V209L258 210H254L253 209V207H250L249 208ZM56 211V210H55ZM54 211V212H55ZM95 211V210H94ZM109 211V210H108ZM121 210H119V212H120ZM148 211H151V212H153V213H151V214H153L154 215V219H156V220H158V221H160V220H163V222H165L164 221V218L161 216V217H159L158 216V214H155V211H154V208L152 209H150V210H148ZM147 211V212H148ZM201 211V210H200ZM199 211V212H200ZM207 211V212H206ZM217 211H215V213L216 214H220V212L218 213ZM30 212V211H29ZM101 212V211H100ZM111 212V211H110ZM115 212V211H114ZM185 212H186V210H185ZM188 212H189V210H188ZM193 212V211H192ZM192 212H191V214H188L189 216L188 217H190V218H193V216H192ZM195 212V211H194ZM197 212V211H196ZM227 212V211H226ZM226 212H224L223 214H225ZM229 212V211H228ZM227 212V213H228ZM52 212H50L49 211V213L47 214V216H50V214H51ZM108 213V212H107ZM150 213V212H149ZM149 213H148V215H149ZM157 213V212H156ZM198 213V212H197ZM226 213V214H227ZM234 213V212H233ZM235 213H236V211H235ZM263 214L262 215V217L260 216L259 218H262V219H257V218H255V217H257V214ZM53 214V213H52ZM101 214H103V213H101ZM122 214V213H121ZM138 214H140V213H138ZM212 214V213H211ZM221 214H222V212H221ZM229 214V213H228ZM28 215H29V213H28ZM46 215V214H45ZM55 215V213L51 216V217H53ZM113 215H114V213H113ZM113 215H111L112 217H110V218H113V217H115V215L113 216ZM126 215V214H125ZM184 215V214H183ZM186 215V214H185ZM204 215V214H203ZM207 215H209V213L207 214ZM213 215V214H212ZM232 215V216H233ZM254 215H256V216H254ZM55 216V217H56ZM60 216H63V215H60ZM105 216V214L103 215V217ZM106 216H108V215H106ZM117 216V215H116ZM140 216H142V215H140ZM150 217H151V215H149ZM187 216V215H186ZM185 216V217H186ZM196 216H197V214H196ZM202 216V215H201ZM211 216V215H210ZM209 216V217H210ZM225 216V215H224ZM228 216V215H227ZM234 216H233V218H234ZM69 217H70V220H69ZM95 217H98V215L96 216L95 215ZM125 218H126V216H124ZM128 217H131V215H128ZM127 217V218H128ZM194 217H195V213H194ZM198 217V216H197ZM197 217H195V218H197ZM199 217H200V215H199ZM217 217V216H216ZM228 217H230V216H228ZM246 217H248V219H246ZM100 218H102V215H101V217ZM106 217H104L103 219H105ZM108 218V217H107ZM152 218V219H153ZM187 218V217H186ZM194 218V219H195ZM202 218V217H201ZM220 218H222V217H220ZM223 218H225V217H223ZM55 219V218H54ZM61 219V220H62ZM97 221H98V219L99 218H95ZM103 219H102V221H103ZM120 219V218H119ZM130 219V218H129ZM128 219V220H129ZM203 219V218H202ZM206 219V218H205ZM227 219V218H226ZM65 220L66 221H68V222H65ZM100 220L101 219H99V222H97L98 223V228L101 230L102 228H104L103 227V225L105 224L104 222H102V223H104V224H102V226H101V222H100ZM106 220V219H105ZM109 220V219H108ZM111 220V219H110ZM117 220H118V218H117ZM156 220H154V222L156 221ZM189 219L187 218V221H186V229H192L191 228V226H188V224L190 223V221H188ZM234 220V219H233ZM107 221V220H106ZM105 221V222H106ZM157 221V222H158ZM166 221H167V219H166ZM192 221V220H191ZM222 221V220H221ZM227 221V222H226ZM231 221V220H230ZM136 222H137V220H136ZM135 222V223H136ZM184 222V221H183ZM233 222V221H232ZM96 223V222H95ZM94 223V224H95ZM107 224H108V221L106 222ZM115 223H116V221H115ZM130 223H132V221H130ZM167 223H168V221H167ZM185 223V222H184ZM213 223V222H212ZM100 224V225H99ZM110 224H112V222L110 223ZM114 224V223H113ZM119 224H120V222H119ZM126 224H127V220H126ZM165 224H166V222H165ZM165 224H163V225H165ZM203 224H205V222L203 223ZM207 224H209V223H207ZM96 225V224H95ZM106 225V224H105ZM104 225V226H105ZM117 225V224H116ZM125 225V224H124ZM128 225V224H127ZM160 225V224H159ZM167 225V224H166ZM171 225V224H170ZM184 225V224H183ZM189 225H191V224H189ZM210 225H211V223H210ZM100 226L102 227V228H100ZM143 226V225H142ZM156 226H157V224H156ZM167 226H169V224L167 225ZM185 226V225H184ZM188 226V227H187ZM96 227V226H95ZM129 227V226H128ZM157 227H159V226H157ZM160 227H162L161 225H160ZM160 227H159V229H160ZM174 227V226H173ZM198 227H199V225H198ZM197 227V228H198ZM209 227V226H208ZM211 227V226H210ZM107 228H108V226H107ZM126 228V227H125ZM136 228H138V227H136ZM164 228H166L165 226H164ZM196 228V229H197ZM206 228H207V226H206ZM148 229H150V227H148ZM156 228H154V230H155ZM170 229H171V226H170ZM229 229V230H228ZM237 229V230H236ZM158 230V229H157ZM165 230V229H164ZM172 230V229H171ZM194 230V229H193ZM204 230V229H203ZM115 231H117V230H115ZM144 230H142V235H143V233L146 231V229H145V231L143 232ZM149 231V230H148ZM147 231V232H148ZM160 231V232H161ZM207 231V230H206ZM215 230H209V235H207V238H208V236H210V237H215L216 235H215ZM258 231V232H257ZM262 232H263V230H261ZM101 232V233H100ZM102 232H103V234H102ZM147 232H146V234H147ZM155 232H157V231H154V233ZM239 232V231H238ZM105 233H107V234H109L108 232H106V229H105ZM168 233H169V235H168ZM190 233V232H189ZM205 233V232H204ZM208 233V232H207ZM114 234H112V236L114 235ZM156 234V233H155ZM216 234H218V233H216ZM258 234V235H259ZM149 235V234H148ZM191 235V234H190ZM206 236V235H205ZM192 237H193V235H192ZM210 237H209V239H210ZM146 238V237H145ZM181 239L182 240V243H183V247H184V250H183V252H181V253H178L177 252V250H175V246H176V244H175V242H177V241H180V240H177V239ZM213 238H212V240H213ZM250 238V237H249ZM242 239V238H241ZM263 239V238H262ZM139 240V242L138 243H136L137 241ZM165 240H171V244H167V245H165V244H162L161 242H165ZM238 240V239H237ZM243 240V239H242ZM208 241V240H207ZM245 241V240H244ZM248 241V240H247ZM235 242V241H234ZM233 242V243H234ZM232 243V242H231ZM232 243V244H233ZM244 243V242H243ZM242 243V244H243ZM248 243V242H247ZM247 243H244V245L245 244H247ZM252 244H253V242H251ZM249 244V243H248ZM228 245V244H227ZM229 245H230V243H229ZM237 245V244H236ZM241 245V244H240ZM223 246V245H222ZM231 246V245H230ZM235 246V245H234ZM239 246V245H238ZM237 246V247H238ZM194 247V246H193ZM198 247V246H197ZM224 247V246H223ZM229 247V246H228ZM231 247H233V246H231ZM245 247V248H244ZM242 249H241V247H239L240 248V251H239V248L238 249H236V251H231L232 253L230 254L231 255V257L229 258V257H226V258H228L229 260H227L228 262L230 261V263L229 264H231V263H233L234 261H236V260H234V257L236 256V254H238V255H240L243 251H244V254H245V249H246V251H247V249H248V253H249V249H252V248H254V246L253 245H246V246H244ZM261 247V246H260ZM263 247V246H262ZM261 247V248H262ZM196 248V247H195ZM225 248V247H224ZM236 248V247H235ZM163 249H165L166 251L165 252H163ZM183 249V248H182ZM226 249V248H225ZM232 249H234V247L232 248ZM260 250V248L259 247H257V249L256 250H253V252L255 251H259ZM262 250V249H261ZM190 251V252H189ZM230 251V250H229ZM263 251V252H262ZM261 252L263 253V255H264V249L262 250ZM195 252H196V250H195ZM252 251H250V253H251ZM229 253V252H228ZM228 253H226L227 255H228ZM247 253V252H246ZM258 253V252H257ZM256 253V254H257ZM260 253V252H259ZM261 253V254H262ZM218 254V253H217ZM222 254V253H221ZM243 254V253H242ZM261 254H258V255H261ZM250 255V254H249ZM257 255V256H258ZM16 256V257H15ZM244 256V255H243ZM252 256L254 257V253H252ZM256 256V257H257ZM18 257V258H17ZM222 257H223V254H222ZM221 257V258H222ZM244 257H246V256H244ZM22 258V259H21ZM236 258H238V257H235V259ZM240 258H242V257H240ZM248 258H252V257H248ZM258 258V257H257ZM261 257L259 256V259H260ZM223 259V258H222ZM231 259V260H230ZM244 259H247V258H244ZM264 259V257L261 259V260H263ZM10 260H11V262H10ZM14 260V261H13ZM16 261V262H17ZM32 261V262H31ZM232 261V262H231ZM239 261V260H238ZM252 261V260H251ZM250 261V262H251ZM17 262V263H18ZM244 262V261H243ZM264 262V261H263ZM29 263H27V264H29ZM237 263V262H236ZM252 263V262H251ZM250 263V264H251ZM234 264V263H233ZM239 264H242V262L241 263H239ZM244 264H245V262H244ZM253 264H255V261H254V259H253ZM262 264V263H261ZM264 264V263H263Z\"/></svg>",
	"mask_w": 264,
	"mask_h": 264
}]
</instances>
